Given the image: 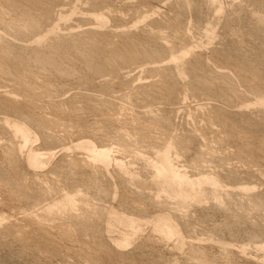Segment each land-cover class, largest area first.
<instances>
[{
  "label": "rangeland",
  "instance_id": "rangeland-1",
  "mask_svg": "<svg viewBox=\"0 0 264 264\" xmlns=\"http://www.w3.org/2000/svg\"><path fill=\"white\" fill-rule=\"evenodd\" d=\"M10 1H13V0H0V13H1L0 14V26H1L0 27V50H3V52L2 51H0V52H1V54L2 53L4 54V51H5L6 53H8V55L9 54L12 55V57H10V55H9V58L5 59V60H7L6 62H5V60L0 59V64H3L1 66L5 65L4 67L6 68V66H7V68H8V69L6 68V71H5V70H2L5 68L0 67V70H1L0 74L2 75L3 74L2 72H4V74L2 76L5 75L4 77H7L6 79H4V77H2V76H1L2 78L0 77V112H1L0 113V218H2V219H0V264H95L97 262H98L97 264H140V263L141 264H172V263L173 264H206V263L207 264H261V263L264 264V247H263L264 246V236H263L264 235V233H263L264 232V200H263L264 199V160H262V159H264L263 158L264 156H261V155H264V152H263L264 151L263 150L264 149V142H263L264 137H262V132H263V136H264V123H263V121H264V115H263L264 114V105L260 106V104H259V106H258V104L255 105V103H254V101L257 99V97L259 95L264 94V43H263L264 35H261L264 32V20H263V22L262 21L260 22V20L262 19L261 16L264 15V3H263L264 0H262V1H259V0H251V1H249V0H240V1L239 0H234V1L233 0L232 1L231 0H225L226 2L224 0H222L223 2L218 0V2L220 1V3L222 2V3H225L227 5V6H225V4L221 3V6L222 7L224 6L223 9L225 12L222 10L223 12H218V13L213 11V6H215L216 4L219 5L220 3L217 2L214 5L211 4L212 5V7H211L210 5L207 6L208 2L206 0H203V1L202 0H194V1L193 0L192 1L191 0L190 1H188V0H184V1L183 0H180V1L179 0H105V1L104 0H52L49 2V4H48L47 0L46 1L39 0L40 1L39 3H35L37 1L33 2V3L38 4V5L40 4V6L37 5V7L35 9H37L39 7L37 10H40L42 13H44L45 8H48L47 11L49 10V12H47V13L45 12L44 14H40V15L42 17H44L43 15L47 16L46 14L49 13L51 15V13H53L55 17L52 14L51 16H49L52 20L49 18V21H47L48 17H46V20L44 17V19H41V20H43L44 24L42 23L41 20H39V21H41L42 25H40L38 23L39 25H37V26H39L41 29L40 28L37 29L36 25H34L37 23H32L34 28H32L31 24H30V28H32V30H28L30 28H27V24L23 23L24 21L21 20L22 23L24 24V26H26V27L23 26V29H22V27L20 26L21 22L19 21V16L22 19L24 14L20 9H18V8H22L21 6L26 5L30 1L28 2V0H26L27 3L25 4L26 1L24 0L25 2L22 3L23 5H21L19 2L17 3L14 1V3H11L9 5L8 3ZM241 1H243V2L241 3ZM41 2H43L42 5H41ZM46 2H47V4H46ZM239 2H240V4H239ZM186 3H187V5H186ZM255 3H256V5H255ZM261 3L263 6L261 5ZM12 4H16V6H18V5L19 6L21 5V6L16 7L17 9H14L15 6L13 5V8H12V6H11ZM30 4H32V3H30ZM231 4H232V6H231ZM241 4L243 5L244 9L242 8ZM50 5H52V6H50ZM238 5H240V7ZM247 5H248V7H247ZM32 6H33L32 7L33 10L30 9L31 5H29V4L26 5V7H28L27 10L29 11V14L27 13L28 12L27 11L26 13L28 15L25 13L26 15H24V16L27 17V20H30L31 18L37 19L38 15H39L37 13H39L40 11L39 12L37 11V13H34V11H36L34 9V4ZM44 6H46V7H44ZM176 6H178V7H176ZM228 6L231 7L230 10H229ZM1 8H2V10H1ZM193 8H195L194 11H193ZM204 8L205 9L207 8V10H205ZM235 8H238L237 12H236ZM31 10L33 11L32 14L30 13ZM7 11H9V12L7 13ZM177 11H179L178 13H181L180 14L181 17L177 13ZM207 11H209V12H207ZM211 11H213V13ZM2 12H4V13H2ZM15 12L17 14H15ZM195 12H198L197 13L198 15ZM201 12H202V14H201ZM99 13L101 14V16H104L106 18L104 22H101V20L99 21V19L97 18V16L100 15ZM240 13H241V15H239ZM259 13L262 15H259ZM33 14H35L34 17H33ZM107 14H108V16H107ZM203 14L205 16H203ZM215 14L217 15V18H216ZM247 14H249V15L251 14L253 16L252 20H250L252 16L250 15L251 17H249V15H247ZM29 15H31V17ZM36 15H37V17H36ZM200 15H201V17H200ZM233 15H235V16H233ZM14 16L15 17L18 16V18H17L18 20L15 21L14 18H10V17H14ZM41 16L39 18H42ZM207 16H209V17H207ZM212 16H213V18H212ZM219 17L223 22L219 19ZM222 17H224V18H222ZM243 17H244V19H243ZM257 17L261 18V19L259 20ZM7 18H10L11 20L13 19L14 21H11L10 19H7ZM255 18L258 20L254 21ZM160 19H161V21H160ZM213 19H215V20H213ZM233 19H234V21H233ZM246 19H247V22H246ZM263 19H264V16H263ZM23 20H24V18H23ZM25 20H26V18H25ZM91 20H93V21H91ZM144 20H145V22H144ZM235 20H237V21H235ZM30 21H32V19ZM50 21H52V22H50ZM96 21H97V23H95ZM207 21L210 25L211 24L213 25V26L211 25L212 28L217 26L216 28H214L212 30V32H213L212 36L210 35V33H207V31L209 32V30L211 32V29H212L209 27L210 25L208 23H206ZM212 21L214 22V24ZM224 21H225V23H224ZM249 21H252V22H249ZM7 22H9V23L14 22L13 25H17L18 22H20L19 23L20 25L18 24L17 27L11 25V26H13V27H11L10 24H8ZM105 22H107V23H105ZM220 22H221V24H220ZM235 22H238V23H235ZM258 22L260 24H258ZM5 23H7V24H5ZM261 23H263V24H261ZM49 24H51L53 27L57 28L56 31H55V29H54V31H52L50 29V27L52 28V26ZM104 24L106 25V27H104L105 26ZM161 24H162V26H161ZM207 24H208V26L205 27ZM7 25H9L10 27H8ZM196 25H198V26H196ZM227 25L229 27H227ZM238 25H239V27H238ZM245 25H248L251 27L247 26L248 27V29H247V27H245ZM92 26L95 28H92ZM167 26H169V27L167 28ZM172 26H173V28H172ZM174 26H175V28H174ZM240 26H241V28H240ZM255 26H258V27H255ZM5 27L6 28L8 27V28L6 29ZM20 27H21V29H20L21 31L23 30V32L26 33V30H27L30 32L25 34L21 31H19ZM202 27L203 28L205 27V28L203 29ZM235 27H236V29H235ZM10 28L16 29V30H14L15 31L14 34L12 31L13 29L11 30ZM199 28H200V30H199ZM208 28H209V30H208ZM244 28L247 30H244ZM257 28H259V29L262 28L263 29V30L261 29L262 32L258 31L259 29H257ZM8 29H10V30H8ZM33 29H34V31H33ZM49 29L51 30L52 34H50V33L46 34V31L49 32ZM215 29H217V30H215ZM17 30L19 33H17ZM10 31H12V32H10ZM40 31H42L41 34H40ZM86 31H89L90 33H92V35L88 32L86 33ZM120 31H122L123 34ZM253 31L254 32L256 31V32L254 33ZM212 32H211V34H212ZM21 33H22V36H21ZM55 33H56V35H55ZM166 33H167V35H166ZM174 33H175L176 38L174 35H172ZM178 33H179V35H178ZM214 33L215 34L217 33L216 34L217 36ZM256 33H258V34L256 35ZM1 34L2 35L4 34L3 38L5 37L4 38L5 42L2 40ZM38 34H40V35H38ZM87 34H88V39L91 38L90 39L91 42L88 41ZM125 34L126 35L129 34L130 36L129 35H127V36H128V38L129 37H131V38L128 39ZM184 34H186L185 35L186 37L184 36ZM47 35L48 36L50 35L51 37L50 36L48 37ZM54 35L58 39L54 38L55 37ZM76 35L79 38H77ZM99 35H100V37H99ZM102 35H104V36H102ZM251 35H253V36H251ZM38 36H42V37L45 36V37L43 38V41L36 42L35 40H37L36 38ZM254 36H256V37H254ZM72 37H73V39H71ZM103 37H104V39H106V41L104 40L105 42L102 40ZM213 37L214 38L216 37L215 40ZM81 38L84 40L87 39L86 43ZM140 38H141V40L144 38L143 39L144 41L143 40L141 41L143 43H141L139 41ZM210 38H211V40H210ZM127 39H128V42L130 40H133V41H130V42H132V44L126 43ZM44 40L46 41V43ZM50 40H53V41H50ZM59 40L61 42L63 40L66 41L65 42L66 44L63 43L64 41L61 43ZM75 40H77L78 42ZM177 40H178V42H177ZM184 40H185V42H184ZM33 41L35 43H33ZM73 41H75V42H73ZM93 41L94 42L96 41L97 43L96 42H95L96 44L93 43L95 45L89 44V43L87 44V42L92 43ZM98 41H100V43H98ZM2 42H3L5 47L3 46V44H1ZM8 42L9 43L11 42V43L8 44ZM30 42H32L33 45ZM52 42H54V43H52ZM124 42L126 43V45ZM137 42H138V45L141 44V46L140 45L135 46L136 45L135 43H137ZM163 42H164V44H163ZM165 42H166V44H165ZM167 42H168V44H167ZM47 43H49V44H47ZM123 43H124V45H123ZM133 43L135 45H133ZM144 43L148 47H146V45ZM61 44H64V45L62 46ZM85 44H87L88 49L86 47H84V46H86ZM98 44H99V46H97ZM100 44L105 45V46L103 45L104 51L107 50L106 52L103 51V54L108 52L109 55L105 54V56H104L103 54H101L102 53V51H101L102 47H101V49H99V48L102 45H100ZM130 44H131V46H128ZM173 44H175V45H173ZM10 45H12V47H14L15 45L16 46L14 48H11ZM25 45H27V46L29 45V46L27 47ZM38 46H39V48H38ZM42 46H43V48H42ZM44 46H46V47H44ZM50 46L53 48H50ZM55 46L57 48L59 46H62L63 48L59 47V49H58L59 51H58L55 49L56 48ZM64 46H66V47L69 46L68 48H70V49H68V48L66 49V47H64ZM74 46L77 48L79 47L80 50H78ZM123 46L124 47L126 46L125 47L126 51L127 50L131 51V52L129 51L127 53L125 52L126 56H124V52L122 53V51H124V49L121 47H123ZM1 47H3V49H1ZM24 47H26V48H24ZM96 47L98 48V50ZM127 47H131V48L129 49ZM134 47H136V48L138 47L139 49H141V52H142L141 55L143 56L142 58L140 56V59H139V56H137L140 54V51H138L139 54L136 50H135V52H137V53H133L134 49H136ZM143 47H145L148 51ZM163 47L164 48L167 47L168 51L169 50L170 51L167 52L165 50L166 48L164 49ZM183 47H185V48H183ZM235 47H237V48H235ZM15 48H16V50H12ZM37 48L40 49V51H36V50H38ZM83 48L87 49V50H84V52H83ZM9 49H10V51H8ZM62 49H66L67 51H69V50L70 51L67 52L66 50L65 51L63 50L65 52L64 53V52H61ZM131 49H133V51ZM139 49H137V50H139ZM55 50L58 51L59 53L61 52L60 53L61 55L58 54V52H55ZM88 50L91 52L96 51V50L97 51L100 50L101 52H99V54H96L98 52H94V53L92 52V55L96 54L99 57V58H96L98 60L95 61L94 55H93L94 59H93V57H90L91 54L88 55V57L90 58L89 59L87 57V52H89ZM114 50H115L114 54H118V53L120 54V55L118 54L120 56L118 58L119 59L121 58V61H122V57H123L122 62H120V60H119L120 63L117 62L118 65L115 62V60L116 59L118 60V58L116 57V59H115V57L114 58L111 57L114 55V54H111V52H113ZM116 50H118L119 52H117ZM157 50H158V52H157ZM164 50L167 52L166 55L163 54L165 52ZM171 50H173V51H171ZM181 50H183V51H181ZM185 50H186L187 54H188V52H190L188 54L189 56H187V59L184 57L182 60H180V62H182V64L179 62L182 67H183V65H185L183 67L184 73L182 72V70H183L182 67H180L181 72L179 71L178 67H175L176 65L180 66L178 63L176 65H174V67L178 69L177 73H176V70L173 68V65H172L173 63L171 64V62H174V61L170 62L171 59L169 58V56L171 54H169V53L171 52L172 55H174L177 52L178 53L180 51L184 52ZM189 50H191V51H189ZM221 50H223L224 52L222 51V53H221ZM143 51H144V53H143ZM37 52H39L40 54ZM48 52H49V55L52 53H54V54L57 53L58 55L55 54L56 56L54 57L52 55V57H54L58 61H61L62 63L60 62L57 64L58 61L54 62V61H56L55 59L54 60L52 59L50 61V59H51L50 58V59H48L50 61V63L52 61L54 63H51L52 65L50 63H48V65H51L49 67L47 66V63H46V65H44L45 61L47 62L46 57L49 56L47 54ZM91 52H89V53H91ZM155 52H156V54H154ZM41 53H43V54H41ZM63 53L65 54V56ZM68 53H70L69 55L71 58L67 57ZM130 53H133V54H130ZM229 53L231 54V56L229 55ZM243 53H244V55H246L245 57H244ZM260 53H262V54L260 55ZM46 54H47V56H45V61L41 60V59H44V56L42 58V55H46ZM110 54H111V56H110ZM121 54L123 56H121ZM158 54H160V55H158ZM181 54H179V55H181ZM4 55L8 56L7 54H4ZM28 55H29V57L31 55V57H30L31 62L29 61L28 57H26ZM33 55L39 56V57H35L36 59H34ZM118 55H114V56H118ZM133 55H134V58L136 60L133 58ZM146 55H148L149 58H147L148 56H146ZM78 56H80V57L83 56V58H84L83 60H86V61H82L81 59H78V58H80ZM103 56H104V58H103ZM107 56L111 57L110 59H113V60L110 61V59ZM129 56L130 57L132 56V57L125 61L124 57L128 58ZM135 56H137V58ZM144 56H146L145 57L146 59L144 58ZM184 56H186V55H184ZM216 56H218V57H216ZM2 57H4V56H1V58ZM49 57H51V56H49ZM100 57L103 59H101ZM224 57H225V59H223ZM227 57H229V58H227ZM235 57L236 58L239 57V58L235 59ZM241 57H242V59H240ZM246 57H247V60H245ZM11 58H12V60H11ZM66 58H68V59H66ZM166 58L170 59V60L168 61ZM250 58H252V59H250ZM17 59H18V61H17ZM38 59L40 61V62L37 61L39 63V65H40V63H43L42 65L46 66L45 68H47V69L50 68V69L47 71V69H45L44 66L40 65V67H39L40 69L37 70V67L39 65L34 64V63H37V62H35V60H38ZM69 59H72V60L69 61ZM99 59H101V60H99ZM104 59H108V60L105 61ZM130 59H131V62L129 61ZM137 59H139V60H137ZM156 59H157V61H156ZM184 59H185V61L187 60L186 63L184 62ZM195 59L197 61L198 60L201 61V62H198L200 65L197 63V61ZM91 60L92 61L94 60L93 61L94 64L97 61L99 62L98 64L108 62L109 64L105 63L108 65V66L106 65L108 69H106V67L104 66V68L106 70L104 69L103 71H101L102 66H99L97 63L95 66H93V68H91L92 66H89V65L93 64L91 62ZM132 60H135V61H132ZM161 60H163V61H161ZM16 61H17V63L18 62L23 63V67H22V64L20 66L19 63L18 64L17 63L12 64V62H16ZM127 61H129V62H127ZM195 61H196V64L199 65V66L197 65L198 67L195 64ZM216 61H218V62H216ZM237 61L238 62L241 61V62L238 63ZM248 61H251V62H248ZM112 62H115L116 66ZM232 62H234V63H232ZM32 63L34 64V67H33ZM164 63H166L167 65L170 64L172 66H169V65L167 66ZM244 63H245V65H244ZM256 63H258V66ZM10 64H11V66H9ZM105 64H102V65H105ZM110 64H111V66H110ZM156 64H158L160 66V68ZM206 64H207V66H206ZM35 65H37V66L35 67ZM152 65L157 66L160 70L157 67H155V70H153L154 67H152ZM187 65H188V67H187ZM250 65H252V66L250 67ZM255 65L257 67L261 66L259 68V70H261V68H262V70L259 71ZM65 66H66V68H65ZM87 66H89V67L86 69ZM161 66H163V67L165 66L167 68H165V67L163 68ZM201 66L203 67L204 70L201 69ZM10 67L12 70L9 69ZM41 67H43V68L41 69ZM170 67H172V68L170 69ZM207 67H208V69H207ZM24 68L26 69V71ZM52 68H58V69L53 70ZM59 68H61V70L63 68V70H65V71L62 70L63 73H59L58 72V71H60ZM68 68H69L70 75H69L68 70H67ZM70 68L73 69L72 72L77 71V73L74 72L76 75L74 73L73 74L71 73ZM95 68H97L98 71H96L97 69H95ZM150 68H151V70H150ZM156 68L158 70H156ZM161 68H163V69H161ZM215 68H216V70H215ZM84 69L86 70V74H88V75L85 74ZM89 69L90 70L95 69V71H94L95 73L94 72L92 73L93 70L90 71ZM99 69H100V71H99ZM253 69H257V70H253ZM45 70H46V72H43ZM56 70H57V72H56ZM87 70H88V72H87ZM161 70H163V71L165 70L167 72H165V71L162 72ZM197 70H199V71H197ZM10 71H11V73H10ZM64 72H65V75H64ZM178 72H180L181 76H179L180 74ZM220 72L221 73L224 72V73L221 74ZM227 72H229V73H227ZM247 72H248V74H247ZM67 73H68V75H66ZM106 73H107V75H106ZM162 73L164 74V77L162 76L163 75ZM207 73H208V75H210V77H212V78L214 77V78L213 79L210 78L207 75ZM212 73H214L215 75H213ZM218 73H220L222 76ZM258 73H259V76H258ZM39 74H40V76H39ZM166 74L167 75L169 74L170 77H168ZM176 74H177V76H176ZM16 75H18V77ZM184 75H185V77H184ZM211 75H213V76H211ZM216 75H218V76H216ZM226 75H228V76H226ZM8 76H9V78H8ZM171 76H173V78L174 77L175 78L174 79L172 78L173 80H171ZM202 76H204L205 79ZM207 76H208V78H206ZM215 76L219 80H216ZM14 77H16V78L20 77L21 79L19 81L18 79L16 80ZM45 78L46 79L48 78V79L46 80ZM163 78H165L166 80L168 78V79H170V81H167V84H166V80L165 79L163 80ZM179 79H183V80H179ZM246 79H248V80H246ZM5 80H6V82H5ZM206 80H208V81L213 80L214 82L212 81L210 83L211 84L213 83L214 85L212 84L211 87L212 86H214V87H212V88L209 87L210 83H208V81H206ZM202 81H203V83H202ZM221 81H223V82H221ZM204 82L207 83L206 84V85H208L207 87H206ZM165 84H166V86H165ZM202 84H204L205 87H203ZM168 86H170V87H168ZM201 86H202V88H201ZM165 87H166V91L168 90L166 92L167 94H168V92L170 94V92L172 90L171 94L173 93L175 96L177 95L176 97L178 99L175 96H172L173 94L171 95V97L167 96V94L165 95V90H164ZM172 87L173 88L176 87V89L178 88L179 90L178 89L177 90L179 92L177 90L175 91V89H173ZM204 88L205 89L208 88L210 90L207 91ZM23 89L26 91V93L30 92L29 93L30 95L29 94L26 95L25 92L23 93ZM33 90H34V92H33ZM212 90H214V91H212ZM19 92H21V93H19ZM177 92H178V94H177ZM218 92L221 94V96ZM259 92H261V93H259ZM1 93H2V95H1ZM15 93H16V95H15ZM34 93H35V96H34ZM216 93H218L219 95ZM257 93H258V95H257ZM7 94H9V95H7ZM214 94H215V96H214ZM224 94H226V95L224 96ZM28 96H30V97H28ZM5 99H7L6 101H8V102H6ZM9 99H10V101H9ZM15 99H17V101ZM249 100H250V102H249ZM59 101H60V103H59ZM246 101L248 103H252V102L253 103L250 104L251 105L250 106ZM242 102H245V103L243 104ZM247 105H249L251 108ZM24 106L27 108L25 109ZM90 106H92L93 108H91ZM262 106H263V108H261L262 110L259 111V108ZM248 107H249V109H248ZM254 107H255V109H254ZM18 108H22V109H18ZM31 108H33V109H31ZM95 108H96V110H95ZM27 109L29 112L27 111ZM105 109H106V111H105ZM243 111H245V112H243ZM7 115L8 116L10 115L9 118ZM106 115H108V116H106ZM3 116L7 117L9 119V121L11 122V124H10V122H8V119L3 117ZM23 116H27V117L25 118ZM213 116L215 117L216 120L214 118H212ZM247 116H248V118H247ZM21 117H23V118L21 119ZM162 117H163V119H162ZM64 119H65V121H64ZM231 119H232V121H231ZM60 120H61V122H60ZM159 120H160V122H158ZM18 121H21L20 124H22L23 121H24L23 124H26L27 122H29L31 124V125L29 123L26 124V126L28 125L27 127L30 128V136L31 137L29 136L30 137L29 139H28V136L26 137V135H22L21 133L19 134V132L16 131V127H15L14 123H19ZM40 121H42V123ZM251 121H253V122H251ZM35 123H36V125H35ZM49 124H52V125H49ZM226 124H228V125H226ZM107 125H109V126L107 127ZM235 125H237V126H235ZM12 126H13L14 130L12 129ZM45 126H48V129ZM94 126H96V127H94ZM234 126L236 128H234V130H233V128H231V127H234ZM40 128H41V130H40ZM130 128H131V130H130ZM137 128H138L139 132L137 131ZM43 129H44V131H42ZM107 129H108V131H107ZM125 129H126V131H125ZM134 129H136V130H134ZM251 129H252V131H251ZM116 131H118V132H116ZM164 131L166 132L165 133L166 135L163 133ZM238 131H240V132H238ZM32 132L35 134H32ZM227 132H228V134H227ZM12 133H13V138L11 139L10 137H12ZM119 133H120V135H122V133H125V134H123L121 137L119 136L120 137L119 138L118 137ZM49 134H51L53 136H51V135L48 136ZM83 134L85 136H83ZM235 134L239 135V136H236ZM27 135H29V134H27ZM243 135H244V138H243ZM107 136H108V138H107ZM123 136H124V138H123ZM141 136L143 137V139L146 137V139H144L146 142L143 141V139L140 140ZM155 136H156L158 142L155 141L156 140ZM24 137H25L26 141H25ZM51 137H52V139H51ZM83 137L85 138V140H87V138H88V140H90L92 138L94 141H96V144H98V146L99 145L103 146V144H104L105 147L107 146L106 148H109V149L111 146L112 152H110V154H111L110 157L112 160L111 159L110 160H111V162L112 161L113 162L112 163L111 162L106 163V164L103 162L105 164L103 166V164L99 162L100 161L99 159H98L99 161H97L96 159H91L92 157L89 155V152L86 149H84L83 147L80 148L77 144L78 141L80 143V139H83ZM236 137L237 138L240 137V138L237 139ZM246 137H247V139L249 138L248 141H247V139H245ZM188 138H189V140H188ZM261 138H263V139H261ZM163 139H164V141H163ZM229 139H230V141H229ZM22 140L24 143L22 142ZM53 140H54V142H53ZM85 140H81V141H85ZM124 140H126V141L123 142ZM138 140L140 143L138 142ZM237 140L239 142H237ZM241 140L243 142H241ZM150 141H151V143H150ZM159 142H160V144H159ZM167 142H168V144H167ZM242 143H244V144L242 145ZM246 143H247V145H248V143H250L249 144L250 146H247ZM257 143H260L261 145L259 146V144L257 145ZM14 144L16 145V147ZM22 144H24V146ZM32 144H33V146H32ZM75 144H77V145L75 146ZM127 144H130V145H127ZM253 144L257 145V146L256 145L254 146L255 149L257 147V150H254ZM168 145H170V153L172 152L170 154L172 164L179 171L183 172L184 174H187L188 176L193 175L192 177H195V176H198L201 174L208 175L207 173H209V175L211 174L213 176L218 177V183L217 184H209V185L205 184L202 187V188H204L202 190L204 192L203 193L204 201H202L203 203L201 201L198 202L197 200H193L191 198H186V197L181 198L180 196H173L166 189V187L164 188L165 183H164L163 179L158 177L156 174V169L152 168V166H153L152 163L154 162V161L152 162V160H155L157 158L159 150L167 147ZM180 145H182V146H180ZM11 146H12V149H11ZM53 146L55 147L54 149H53ZM175 146L176 147L178 146L177 149ZM238 146H241L242 150L243 149H246V150H243L244 151L243 152V151H241L240 147H238ZM261 146L263 147V149H260ZM13 147H14V149H16L17 152L15 150H13ZM24 147H25V149H24ZM35 147L38 150V152H40L43 149H44L43 152H45L47 150L48 152L52 153L51 155L53 157L51 156V160H49V162L47 164L42 166L43 169L42 168L39 169V167H37V169H33L35 167L31 166V168L33 170H30L31 168H30L29 164L27 163V158H25V157H27L26 155H28V154H26L29 152L28 150H30L31 148L33 150H35ZM49 147H50L51 151L49 150ZM127 147H128V149H127ZM196 147H197V149H196ZM248 147H252L253 153H252V149H248ZM189 149H190V151H189ZM258 149H260L259 152H258ZM261 150H262L263 154H262ZM178 151H180V152H178ZM246 151H250L251 153L247 152L248 154H246L245 153ZM256 151L260 156L257 154L255 156ZM14 152L16 154H14ZM186 152H188V153H186ZM239 152L240 153L243 152L244 154L241 153V155H240ZM8 153H10V154H8ZM249 154H250V156H248ZM82 155H84V156H82ZM242 155L247 156L248 158L246 157L245 159H243L244 157ZM4 156H5V158H4ZM155 156H156V158H153ZM227 156H229V157H227ZM14 157H16V159ZM9 158H10V160H9ZM76 158H78V159H76ZM86 158L89 161H86ZM17 159H18V161H17ZM25 159H26V161H25ZM196 159H198V160H196ZM258 159H260V161ZM13 160H15V161H13ZM84 160L86 161V163L84 162ZM50 161H51V163H50ZM57 161H59V162H57ZM95 161L97 162V164ZM200 162H201V164H200ZM12 163H13V165H12ZM118 163H120V165ZM147 163L149 164V166ZM67 164H69L70 166H68ZM86 164H88V165H86ZM107 164H110V165L112 164V165L110 166ZM259 164H261V165H259ZM106 165L109 167H107ZM150 165H151V167H150ZM81 166H82V168H81ZM198 166L199 167L201 166V168H199ZM15 167L18 169H16ZM11 169H12V171H11ZM7 170H8V172H7ZM219 172H220V174H219ZM14 173H15V175H14ZM155 174H156V176L154 177ZM18 175H20V176H18ZM89 175L91 178L88 177ZM129 177L131 178L132 181H130ZM66 178H69V180ZM223 178L225 179V181H223L224 180ZM90 179H91V181H90ZM236 179H237V181H236ZM87 180H89V181H87ZM152 180H154V181H152ZM157 180H158V182H157ZM91 182L93 185L91 184ZM99 182H101L103 185ZM125 182H126V184H125ZM139 182H141V183H139ZM145 182H147V183H145ZM147 185H149V186H147ZM151 186H152V188H151ZM206 186H208V187H206ZM35 187H36V189H35ZM79 187H81V188H79ZM70 188H72V189H70ZM102 188H104V189H102ZM76 190H78V191H76ZM114 190H116V191H114ZM105 191H108L109 195H106ZM69 192H70V194L75 193L73 195L76 196V197L75 196L74 197L76 198L77 201L73 206H71V207L70 206H68V207L64 206L65 207L64 208L62 205L61 206L59 205V202H61V200L63 199V197H64L63 195H66ZM252 192H253V194H252ZM62 193H64V194H62ZM217 194H218V196H217ZM246 194H249V195H246ZM258 194L259 195L262 194V195L258 196ZM163 195H164V197H163ZM256 196L258 198H256ZM259 198H261L262 203H260L258 201ZM78 199L80 202L81 201L82 202L80 203L78 201ZM51 201L54 203H52ZM122 201H123V203H122ZM245 201H246V203H245ZM56 202L58 204L57 207H55V205L53 206V204H55ZM155 202H156V204H155ZM51 203L53 206V207L52 206L51 207L53 209L50 207ZM256 203H258L257 204L258 206L256 205ZM213 204H214V206H213ZM246 204H248V205H246ZM40 205H41V207H40ZM47 205H48V207H47ZM125 205H126V207H125ZM194 205L197 207H195ZM253 205H254L255 209H253L254 208ZM169 206H171V207H169ZM259 206H260V208H259ZM45 207H46V209H48V208H51V209L46 210ZM54 207L57 209H55ZM63 208H64V210H63ZM113 208L114 209L117 208L116 210H118V211L120 210V212L123 211V214H125L127 216L128 215L132 216L134 214L132 217L138 218L139 220H141V219L143 220L145 218L144 219L145 221L141 220L138 223V225L134 231L135 233H133V235L130 236L131 238L127 239V241L120 240V238L122 237V232H123L122 225H120L121 228H119L120 227L119 224L113 225V228L111 227V229L109 231V232H111L110 235L106 229V220H107L106 217L108 216L107 214H108L109 210L113 209ZM241 208L243 209V211ZM40 210H42V211H40ZM104 210H107V213ZM206 210H208V211L206 212ZM161 211H162V213L173 214L172 215L173 221L175 223H178L179 227H181L180 229H182L181 231L184 232V233H182L183 238L186 239V240L183 239L185 241V242H183L184 244H182V245L178 244L176 235H175L176 236L175 237L174 234L166 235L162 232L160 233L156 229V227H154L155 225L151 221L153 218L152 216L156 215L158 212L160 213ZM70 212H72V213H70ZM102 212H104V213H102ZM255 213H258V214H255ZM71 214H73V215H71ZM205 214H206V216H205ZM105 215H107V216H105ZM4 216H5V218H4ZM19 216H21V217H19ZM240 216H242V217H240ZM85 218H86V220H89V222L86 221ZM100 218H102V219H100ZM43 219H44V221H43ZM215 219H217V220H215ZM252 219H253V221H252ZM1 220H2V223H1ZM84 221H85V223H84ZM78 222H80V223H78ZM233 222H234V224H233ZM81 223H83V224L81 225ZM246 223H247V225H246ZM100 225H101V227H100ZM41 226L43 227V229ZM117 226H118V229H117ZM258 226L260 227L259 229H258ZM255 227L257 230L255 229ZM75 228H76V230H75ZM25 229H28V230L26 231ZM185 229H188V230H185ZM20 230H22V232ZM100 230H101V232H99ZM112 230H113L114 234H113ZM214 230H216V231H214ZM28 231H29V233H28ZM11 232H12V235H11ZM5 233H6V235H5ZM238 233L239 234L241 233V234L239 235ZM249 233H252V237H255L258 235V236H260V238H257L258 240L255 238V241H254V238L250 237ZM260 233L261 234L263 233V235H260ZM160 234L161 235L164 234V235L160 236ZM253 234H254V236H253ZM30 235L32 238H29ZM245 235H246V237H245ZM20 236L23 238H21ZM34 236H36V237H34ZM37 236H39V237H37ZM208 237H209V239H208ZM219 237H221L222 240ZM113 238H114V240H113ZM25 239H27V240H25ZM36 239H38V240H36ZM69 239H70V241H69ZM160 239H161V241H160ZM105 240H106V242H105ZM244 240H246L247 242H245ZM259 240H262V241L259 242ZM75 241L78 243H76ZM221 241H222V243L225 242V244L227 246L225 244H222L223 245L222 246L220 244ZM227 241H229V242H227ZM128 242H130V243H128ZM215 242H218V244L221 246L216 245ZM250 242H252V244H250ZM110 243L112 245H110ZM257 243H259V245ZM118 244L121 247L120 246L118 247ZM112 246H116V247L113 248ZM190 246H192V247H190ZM185 247H186V249H185ZM262 247H263V249H262ZM110 248L112 251L110 250ZM231 248L233 249V251ZM120 249H121V251H120ZM191 252H192V254H191ZM116 253H118V254H116ZM133 254H135V255L133 256ZM142 254H143V256H142ZM95 257H97V258H95ZM103 257H105V258L103 259ZM131 257H133V258H131ZM122 259L125 263L122 261ZM135 260H137V261H135Z\"/></svg>",
  "mask_w": 264,
  "mask_h": 264
},
{
  "label": "bare ground",
  "instance_id": "bare-ground-1",
  "mask_svg": "<svg viewBox=\"0 0 264 264\" xmlns=\"http://www.w3.org/2000/svg\"><path fill=\"white\" fill-rule=\"evenodd\" d=\"M14 1L17 2V3L19 2L21 5H23L22 3L25 2L26 0H25V1H24V0H13V1H10L8 4L10 5L11 3H14ZM29 1H30V2H29ZM35 1H37V2H35ZM41 1H43V0H41ZM44 1H46V0H44ZM50 1H52V0H47L48 4H49ZM104 1H105V0H104ZM179 1H180V0H179ZM183 1H184V0H183ZM188 1H190V0H188ZM191 1H192V0H191ZM193 1H194V0H193ZM202 1H203V0H202ZM206 1L208 2V5H207V6L210 5L211 7H212L211 4L214 5V4H216V3L218 2V0H206ZM220 1H222V0H220ZM220 1H219L218 3H220ZM224 1H225V0H224ZM231 1H232V0H231ZM231 1H230V2H231ZM233 1H234V0H233ZM239 1H240V0H239ZM249 1H251V0H249ZM259 1H262V0H259ZM28 2H29V3H27V1H26L25 4L27 3L26 5H28V4L31 5V8H30V9L33 10V8H32L33 6H32V5L34 4V9H35V8L37 7V5H38V4H35V3H39L40 1H39V0H34V1H33V0H32V1H31V0H28ZM33 2H35V3H33ZM47 2H46V4H47ZM147 2H148V1H147ZM147 2H146V3H147ZM173 2H174V1H173ZM173 2H172V3H173ZM222 2H223V1H222ZM222 2H221V3H222ZM225 2H226V1H225ZM237 2H238V1H237ZM242 2H243V1H241V3H242ZM30 3H32V4H30ZM42 3H43V2H41V5H42ZM191 3H192V2H191ZM193 3H194V2H193ZM196 3H197V2H196ZM199 3H200V2H199ZM203 3H204V2H203ZM203 3H202V4H203ZM209 3H210V4H209ZM221 3H220L219 5L216 4L215 6H213V11H215L216 13H218V12H223V11H224V9H223L224 6L222 7V6H221ZM233 3H234V2H233ZM263 3H264V2H263ZM2 4H3V3H2ZM46 4H45V5H46ZM147 4H148V3H147ZM175 4H176V3H175ZM178 4H179V3H178ZM178 4H177V5H178ZM222 4H225V3H222ZM237 4H238V3H237ZM239 4H240V2H239ZM247 4H248V3H247ZM6 5H7V4H6ZM13 5L15 6L14 9H17L16 7H20V6H21V5H20V6H19V5L16 6V4H12V5H11L12 8H13ZM26 5L21 6L22 8H18V9H20V10L23 12L24 15H26L27 13L29 14V11L27 10L28 7H26ZM58 5H59V4H58ZM184 5H185V4H184ZM186 5H187V3H186ZM193 5H194V4H193ZM200 5H201V4H200ZM234 5H235V4H234ZM251 5H252V4H251ZM253 5H254V4H253ZM255 5H256V3H255ZM261 5H262V3H261ZM38 6H40V4H39ZM50 6H52V5H50ZM201 6H202V5H201ZM204 6H205V5H204ZM225 6H227V5L225 4ZM231 6H232V4H231ZM238 6L240 7V5H238ZM241 6H242V8H243V5H242V4H241ZM262 6H263V5H262ZM44 7H46V6H44ZM44 7H43V8H44ZM48 7H49V6H48ZM176 7H178V6H176ZM189 7H190V6H189ZM193 7H194V6H193ZM195 7H196V6H195ZM228 7H229V6H228ZM234 7H235V6H234ZM234 7H233V8H234ZM247 7H248V5H247ZM250 7H251V6H250ZM253 7H254V6H253ZM38 8H39V7H38ZM38 8H37V9H38ZM52 8H53V7H52ZM230 8H231V7H229V10H230ZM260 8H261V7H260ZM5 9H6V8H5ZM9 9H10V8H9ZM37 9H35L36 11H34V13H37V11H38V12L40 11V10H37ZM41 9H42V8H41ZM47 9H48V8H45L46 11L43 9V10H44V13H45V12H46V13L49 12V10L47 11ZM178 9H179V8H178ZM191 9H192V8H191ZM194 9H195V8H193V11H194ZM204 9H205V8H204ZM211 9H212V8H211ZM235 9H236V12H237V9H238V8H235ZM243 9H244V8H243ZM246 9H247V8H246ZM258 9H259V8H258ZM258 9H257V10H258ZM261 9H262V8H261ZM1 10H2V8H1ZM32 10L30 11L31 14L33 13ZM159 10H160V9H159ZM186 10H187V9H186ZM189 10H190V9H189ZM198 10H199V9H198ZM205 10H207V8H206ZM222 10H223V11H222ZM233 10H234V9H233ZM247 10H248V9H247ZM5 11H6V10H5ZM12 11H13V10H12ZM27 11H28V12H27ZM180 11H181V10H180ZM182 11H183V10H182ZM187 11H188V10H187ZM200 11H201V10H200ZM200 11H199V12H200ZM213 11H211V12L213 13ZM238 11H239V10H238ZM253 11H254V10H253ZM8 12H9V11H7V13H8ZM26 12H27V13H26ZM62 12H63V11H62ZM178 12H179V11H177V13H178ZM190 12H191V11H190ZM207 12H209V11H207ZM211 12H210V13H211ZM224 12H225V11H224ZM251 12H252V11H251ZM256 12H257V11H256ZM256 12H255V13H256ZM2 13H4V12H2ZM5 13H6V12H5ZM25 13H26V14H25ZM44 13H42V12L40 11L39 13H37V14H39L38 17H37V15H36V17H37L38 20H37V19H34V18H31L32 21H30L31 19H30V20H27V17L24 16V15H23L24 20H23V18L21 19V17L19 16V21L21 22V25L19 24L20 22H18V24H19V25L22 27V29H23V26H24L23 23L27 24V28H30V24H31V27L34 28L33 25H32V23H37V24H34V25H36V27H37V29H38V28H40V27L37 26V25H39V24L42 25V24H41V21H42V23H43V20H41V19H44V17H45V20H46V17H48V18H47V21H49V18H50L49 16H51V15L53 14V13L50 12L51 15L48 13V14H46L47 16L43 15L44 17H42L40 14H44ZM185 13H186V12H185ZM195 13L197 14L198 12H195ZM238 13H239V12H238ZM238 13H237V14H238ZM244 13H245V12H244ZM244 13H243V14H244ZM0 14H1V13H0ZM15 14H17V13L15 12ZM28 14H27V15H28ZM99 14H100V13H99ZM99 14H98V15H99ZM156 14H157V13H156ZM159 14H160V13H159ZM178 14L180 15L181 13H178ZM201 14H202V12H201ZM219 14H220V13H219ZM224 14H225V13H224ZM227 14H228V13H227ZM229 14H230V13H229ZM232 14H233V13H232ZM232 14H231V15H232ZM8 15H9V14H8ZM21 15H22V14H21ZM34 15H35V14H33V17H34ZM94 15H95V14H94ZM94 15H93V16H94ZM197 15H198V14H197ZM213 15H214V14H213ZM215 15H216V14H215ZM239 15H241V13H240ZM239 15H238V16H239ZM247 15H249V14H247ZM250 15H251V14H250ZM250 15H249V17L252 16V15H251V16H250ZM259 15H262V14L259 13ZM2 16H3V15H2ZM5 16H6V15H5ZM5 16H4V17H5ZM29 16L31 17V15H29ZM40 16H41L42 18H39ZM53 16H54V14H53ZM53 16H52V17H53ZM96 16H97V15H96ZM96 16H95V17H96ZM107 16H108V14H107ZM107 16H106V17H107ZM203 16H205V15L203 14ZM224 16H225V15H224ZM233 16H235V15H233ZM242 16H243V15H242ZM263 16H264V15H263ZM263 16H261L262 19L257 17L259 20L261 19L260 22H261V21L263 22V20H264V19H263ZM54 17H55V16H54ZM178 17H179V16H178ZM180 17H181V15H180ZM200 17H201V15H200ZM207 17H209V16H207ZM220 17H221V16H220ZM220 17H219V19H220ZM10 18H14L15 21L18 20V19H17L18 16H16V17L14 16V17H10ZM10 18H7V19H10ZM25 18H26V20H25ZM91 18H92V17H91ZM97 18L99 19V21L101 20V22H104L105 19H106L104 16H101V14H100L99 16H97ZM145 18H146V17H145ZM197 18H198V17H197ZM212 18H213V16H212ZM212 18H211V19H212ZM214 18H215V17H214ZM216 18H217V15H216ZM216 18H215V19H216ZM222 18H224V17H222ZM252 18H253V16L251 17L250 20H252ZM50 19H51V18H50ZM95 19H96V18H95ZM156 19H157V18H156ZM178 19H179V18H178ZM215 19H213V20H215ZM219 19H218V20H219ZM228 19H229V18H228ZM243 19H244V17H243ZM247 19H248V18H247ZM247 19H246V22H247ZM258 19L255 18V20H254V19H253V20L256 21V20H258ZM10 20H11V19H10ZM14 20L12 19L11 21H14ZM21 20L24 21V22L22 23ZM35 20H36V21H35ZM39 20H41V21H39ZM45 20H44V21H45ZM51 20H52V19H51ZM220 20H221V19H220ZM239 20H240V19H239ZM3 21H4V20H3ZM25 21H26V22H25ZM38 21H39V22H38ZM91 21H93V20H91ZM94 21H95V20H94ZM97 21H98V20H97ZM97 21H96L95 23H97ZM157 21H158V20H157ZM160 21H161V19H160ZM179 21H180V20H179ZM216 21H217V20H216ZM221 21H222V20H221ZM226 21H227V20H226ZM233 21H234V19H233ZM235 21H237V20H235ZM50 22H52V21H50ZM144 22H145V20H144ZM152 22H153V21H152ZM177 22H178V21H177ZM197 22H198V21H197ZM197 22H196V23H197ZM199 22H200V21H199ZM212 22H213V21H212ZM217 22H218V21H217ZM222 22H223V21H222ZM249 22H252V21H249ZM2 23H3V22H2ZM7 23L10 24V26H11V25H13L14 22H13V23H9V22H7ZM7 23H5V24H7ZM15 23H16V22H15ZM38 23H39V24H38ZM95 23H94V24H95ZM105 23H107V22H105ZM178 23H179V22H178ZM180 23H181V22H180ZM206 23H208V21H207ZM224 23H225V21H224ZM235 23H238V22H235ZM243 23H244V22H243ZM18 24H17V25H18ZM22 24H23V25H22ZM43 24H44V23H43ZM98 24H99V23H98ZM102 24H103V23H102ZM151 24H152V23H151ZM204 24H205V23H204ZM208 24H209V23H208ZM208 24H207L205 27H207ZM213 24H214V22H213ZM220 24H221V22H220ZM241 24H242V23H241ZM247 24H248V23H247ZM252 24H253V23H252ZM252 24H251V25H252ZM258 24H260V23L258 22ZM261 24H263V23H261ZM17 25H13V26H16V27H17ZM49 25H51V24H49ZM96 25H97V24H96ZM104 25H105V24H104ZM152 25H153V24H152ZM156 25H157V24H156ZM163 25H164V24H163ZM165 25H166V24H165ZM181 25H182V24H181ZM199 25H200V24H199ZM209 25H210V24H209ZM211 25H212V24H211ZM211 25L209 26L210 28H212ZM236 25H237V24H236ZM243 25H244V24H243ZM7 26L10 27L9 25H7ZM13 26H11V27H13ZM28 26H29V27H28ZM47 26H48V25H47ZM51 26H52V25H51ZM55 26H56V25H55ZM102 26H103V25H102ZM136 26H137V25H136ZM150 26H151V25H150ZM161 26H162V24H161ZM182 26H183V25H182ZM196 26H198V25H196ZM212 26H213V25H212ZM215 26H216V25H215ZM247 26H248V25H245V27H247ZM252 26H253V25H252ZM0 27H1V26H0ZM8 27H7V28H8ZM21 27L19 28V31H21V30H20ZM24 27H26V26H24ZM49 27H50V26H49ZM56 27H57V26H56ZM104 27H106V25H105ZM108 27H109V26H108ZM138 27H139V26H138ZM154 27H155V26H154ZM168 27H169V26H167V28H168ZM179 27H180V26H179ZM205 27H204V28H205ZM216 27H217V26H216ZM216 27H214V28H216ZM227 27H229V26L227 25ZM233 27H234V26H233ZM238 27H239V25H238ZM248 27H251V26H248ZM248 27H247V29H248ZM253 27H254V26H253ZM255 27H258V26H255ZM5 28H6V27H5ZM7 28H6V29H7ZM27 28H26V29H27ZM32 28H30V29H28V30H32ZM42 28H43V27H42ZM52 28H53V29H52ZM52 28L50 27V29H51L52 31H54V29H55V31H56V29H57V28H55V27H53V26H52ZM92 28H95V27L92 26ZM99 28H100V27H99ZM145 28H146V27H145ZM150 28H151V27H150ZM157 28H158V27H157ZM172 28H173V26H172ZM174 28H175V26H174ZM202 28H203V27H202ZM202 28H201V29H202ZM204 28H203V29H204ZM214 28L211 29V32H212V30H213ZM240 28H241V26H240ZM240 28H239V29H240ZM10 29H11V28H10ZM10 29H8V30H10ZM12 29H13V30H12ZM12 29H11V30L13 31V34H14V32H15L14 30H16V29H14V28H12ZM26 29H25V30H26ZM40 29H41V28H40ZM50 29H49V32L46 31V34H48V33L52 34V32H51ZM181 29H182V28H181ZM235 29H236V27H235ZM247 29L244 28V30H247ZM249 29H250V28H249ZM252 29H253V28H252ZM257 29H259V28H257ZM261 29H262V28H261ZM261 29H259L258 31H261V32H262L263 29H262V30H261ZM42 30H43V29H42ZM112 30H113V29H112ZM112 30H111V31H112ZM124 30H125V29H124ZM126 30H127V29H126ZM146 30H147V29H146ZM152 30H153V29H152ZM166 30H167V29H166ZM179 30H180V29H179ZM186 30H187V29H186ZM199 30H200V28H199ZM208 30H209V28H208ZM215 30H217V29H215ZM229 30H230V29H229ZM233 30H234V29H233ZM242 30H243V29H242ZM2 31H3V30H2ZM12 31H10V32H12ZM33 31H34V29H33ZM37 31H38V30H37ZM37 31H36V32H37ZM44 31H45V30H44ZM91 31H92V30H91ZM96 31H97V30H96ZM105 31H106V30H105ZM147 31H148V30H147ZM147 31H146V32H147ZM162 31H163V30H162ZM171 31H172V30H171ZM175 31H176V30H175ZM202 31H203V30H202ZM236 31H237V30H236ZM258 31H257V32H258ZM5 32H6V31H5ZM21 32H23V30H22ZM28 32H30V31H27V30H26V33H25V32H23V33L27 34ZM41 32H42V31H40V34H41ZM87 32L90 33L89 31H86V33H87ZM114 32H115V31H114ZM120 32L122 33V31H120ZM128 32H129V31H128ZM131 32H132V31H131ZM150 32H151V31H150ZM164 32H165V31H164ZM173 32H174V31H173ZM181 32H182V31H181ZM211 32H210V30H209V32L207 31V33H210V35L212 36V35H213V32H212V34H211ZM214 32H215V31H214ZM253 32H254V31H253ZM255 32H256V31H255ZM255 32H254V33H255ZM261 32H260V33H261ZM17 33H19L18 30H17ZM38 33H39V32H38ZM121 33H120V34H121ZM152 33H153V32H152ZM152 33H151V34H152ZM205 33H206V32H205ZM207 33H206V34H207ZM246 33H247V32H246ZM4 34H5V33H4ZM4 34H3V35H4ZM29 34H30V33H29ZM40 34H38V35H40ZM42 34H43V33H42ZM53 34H54V33H53ZM71 34H72V33H71ZM75 34H76V33H75ZM90 34L92 35V33H90ZM99 34H100V33H99ZM122 34H123V33H122ZM157 34H158V33H157ZM169 34H170V33H169ZM203 34H204V33H203ZM214 34H215V33H214ZM216 34H217V33H216ZM216 34H215V35H216ZM257 34H258V33H256V35H257ZM1 35H2V34H1ZM3 35H2L1 38H2V40L4 41V38H5V37L3 38ZM10 35H11V34H10ZM36 35H37V34H36ZM55 35H56V33H55ZM55 35H54V36H55ZM77 35H78V34H77ZM77 35H76V37H77ZM125 35H126V34H125ZM127 35H129V34H127ZM127 35H126V36H127ZM159 35H160V34H159ZM166 35H167V33H166ZM172 35L175 36V33L172 34ZM178 35H179V33H178ZM185 35H186V34H184V36H185ZM245 35H246V34H245ZM261 35H264V32H263V34H261ZM5 36H6V35H5ZM7 36H8V35H7ZM18 36H19V35H18ZM21 36H22V33H21ZM47 36H48V35H47ZM49 36H50V35H49ZM49 36H48V37H49ZM59 36H60V35H59ZM68 36H69V35H68ZM89 36H90V35H89ZM102 36H104V35H102ZM126 36H125V37H126ZM129 36H130V35H129ZM131 36H132V35H131ZM136 36H137V35H136ZM164 36H165V35H164ZM204 36H205V35H204ZM216 36H217V35H216ZM251 36H253V35H251ZM44 37H45V36H44ZM44 37H42V36H38V37L36 38L37 40H35V41H36V42H41V41H43V38H44ZM50 37H51V36H50ZM63 37H64V36H63ZM76 37H75V38H76ZM90 37H91V36H90ZM99 37H100V35H99ZM133 37H134V36H133ZM185 37H186V36H185ZM206 37H207V36H206ZM254 37H256V36H254ZM54 38H56V36H55ZM54 38H53V39H54ZM61 38H62V37H61ZM66 38H67V37H66ZM77 38H79V37H77ZM127 38H128V36H127ZM129 38H131V37H129ZM129 38H128V39H129ZM164 38H165V37H164ZM167 38H168V37H167ZM175 38H176V36H175ZM178 38H179V37H178ZM182 38H183V37H182ZM208 38H209V37H208ZM213 38H214V37H213ZM215 38H216V37H215ZM215 38H214V40H215ZM9 39H10V38H9ZM21 39H22V38H21ZM49 39H50V38H49ZM56 39H58V38H56ZM69 39H70V38H69ZM71 39H73V37H72ZM81 39H82V38H81ZM87 39H88V34H87ZM87 39H86V40L82 39V40H84L85 43H86ZM90 39H91V38H89L88 41H90ZM100 39H101V38H100ZM100 39H99V40H100ZM128 39H127V42H126V43H128V44L131 43V44H132V42H130V41H133V40H130V41L128 42ZM143 39H144V38H143ZM143 39H142V40H143ZM168 39H169V38H168ZM185 39H186V38H185ZM259 39H260V38H259ZM261 39H262V38H261ZM11 40H12V39H11ZM54 40H55V39H54ZM79 40H80V39H79ZM102 40H103V41H104V40L106 41V39H104V37L102 38ZM142 40H141V38H140L139 41L141 42ZM152 40H153V39H152ZM163 40H164V39H163ZM163 40H162V41H163ZM210 40H211V38H210ZM29 41H30V40H29ZM44 41H45V40H44ZM50 41H53V40H50ZM59 41H60V40H59ZM63 41H64V40H63ZM63 41H62V42H63ZM75 41H77V40H75ZM75 41H73V42H75ZM80 41H81V40H80ZM105 41H104V42H105ZM121 41H122V40H121ZM137 41H138V40H137ZM143 41H144V40H143ZM146 41H147V40H146ZM149 41H150V40H149ZM155 41H156V40H155ZM165 41H166V40H165ZM172 41H173V40H172ZM205 41H206V40H205ZM251 41H252V40H251ZM4 42H5V41H4ZM60 42H61V41H60ZM62 42H61V43H62ZM65 42H66V41H64L63 43L66 44ZM73 42H72V43H73ZM77 42H78V41H77ZM77 42H76V43H77ZM90 42H91V41H90ZM90 42H87V44H88V43H89V44H93V43H95L96 41H95V42L93 41L92 43H90ZM135 42H136V41H135ZM173 42H174V41H173ZM177 42H178V40H177ZM184 42H185V40H184ZM209 42H210V41H209ZM224 42H225V41H224ZM241 42H242V41H241ZM241 42H240V43H241ZM6 43H7V42H6ZM10 43H11V42H10ZM10 43L8 42V44H10ZM30 43L32 44V42H30ZM33 43H35V42L33 41ZM42 43H43V42H42ZM42 43H41V44H42ZM45 43H46V41H45ZM50 43H51V42H50ZM52 43H54V42H52ZM76 43H75V44H76ZM96 43H97V42H96ZM96 43H95V44H96ZM98 43H100V41H98ZM124 43H125V42H124ZM124 43H123V45H124ZM126 43H125V45H126ZM141 43H143V42H141ZM145 43H146V42H145ZM145 43H144V44H145ZM207 43H208V42H207ZM212 43H213V42H212ZM230 43H231V42H230ZM232 43H233V42H232ZM246 43H247V42H246ZM248 43H249V42H248ZM263 43H264V41H263ZM1 44H3V42H2ZM47 44H49V43H47ZM64 44H61V45L63 46ZM77 44H78V43H77ZM87 44H85L86 46H84V47L87 48V47H88ZM95 44H93V45H95ZM131 44L128 45V46H131ZM135 44H136V45H135ZM135 44L133 43V45L137 46V45H138V42L135 43ZM149 44H150V43H149ZM153 44H154V43H153ZM156 44H157V43H156ZM163 44H164V42H163ZM165 44H166V42H165ZM167 44H168V42H167ZM210 44H211V43H210ZM21 45H22V44H21ZM32 45H33V44H32ZM38 45H39V44H38ZM55 45H56V44H55ZM73 45H74V44H73ZM100 45H102V46H100L99 49H101V47H102V49H101L102 53H101V54H103V51H104V49H103V45H104V44H100ZM133 45H132V46H133ZM139 45L141 46V44H139ZM139 45H138V46H139ZM145 45H146V44H145ZM170 45H171V44H170ZM170 45H169V46H170ZM173 45H175V44H173ZM204 45H205V44H204ZM231 45H232V44H231ZM257 45H258V44H257ZM3 46H4V44H3ZM10 46H11V48H14L16 45H15L14 47H12V45H10ZM25 46H27V45H25ZM28 46H29V45H28ZM28 46H27V47H28ZM30 46H31V45H30ZM34 46H35V45H34ZM39 46H40V45H39ZM39 46H38V48H39ZM56 46H57V45H56ZM56 46H55V47H56ZM62 46H59V47L61 48ZM76 46H77V45H76ZM90 46H91V45H90ZM97 46H99V44H98ZM104 46H105V45H104ZM199 46H200V45H199ZM4 47H5V46H4ZM44 47H46V46H44ZM55 47H54V48H55ZM59 47H58V48L56 47L55 49L58 50ZM64 47H66V46H64ZM68 47H69V46H68ZM68 47H66V49H67ZM74 47H75V46H74ZM82 47H83V46H82ZM125 47H126V46H125ZM125 47H124V46L121 47V48L124 49V51H122V53L124 52V56H126L125 52L127 53V52L130 51V50H127V51H126V48H125ZM146 47H148V46L146 45ZM186 47H187V46H186ZM196 47H197V46H196ZM202 47H203V46H202ZM249 47H250V46H249ZM24 48H26V47H24ZM31 48H32V47H31ZM38 48H37V49H38ZM42 48H43V46H42ZM48 48H49V47H48ZM48 48H47V49H48ZM50 48H53V47L50 46ZM62 48H63V47H62ZM75 48H77V47H75ZM96 48H97V47H96ZM104 48H105V47H104ZM127 48L130 49L131 47H127ZM134 48H136V47H134ZM141 48H142V47H141ZM143 48H145V47H143ZM163 48H164V47H163ZM165 48H166V49H165ZM165 48H164V49H165L167 52L170 51V50L168 51L167 47H165ZM183 48H185V47H183ZM231 48H232V47H231ZM235 48H237V47H235ZM256 48H257V47H256ZM1 49H3V47H1ZM20 49H21V48H20ZM66 49H62V51H61V50H60V51H61V52H64ZM68 49H70V48H68ZM77 49L80 50L79 47H78ZM87 49H88V48H87ZM87 49H84V48H83V52H84V50H87ZM137 49H139V48L137 47L136 49H134V51H133V49H131V50L133 51V53H137L138 51H140V54H139V52H138L139 55H137V56H139V59H140V56H141V58L143 57V56L141 55L142 52H141V49H139V50H137ZM145 49H146V48H145ZM155 49H156V48H155ZM155 49H154V50H155ZM194 49H195V48H194ZM241 49H242V48H241ZM261 49H262V48H261ZM12 50H16V48H15V49H12ZM26 50H27V49H26ZM42 50H43V49H42ZM42 50H41V51H42ZM44 50H45V49H44ZM52 50H53V49H52ZM56 50H55V52H58V51H59V50H58V51H56ZM63 50H64V51H63ZM94 50H95V49H94ZM97 50H98V48H97ZM97 50H96V51H92V52H93V53H94V52H98V53H96V54H99V52H101V51H100V50L97 51ZM135 50H136L137 52H135ZM143 50H144V49H143ZM146 50H147V49H146ZM158 50H159V49H158ZM158 50H157V52H158ZM165 50H164V51H165ZM186 50H187V49H186ZM186 50H185L184 52H181V51H183V50H181L179 53H178V52L175 53L176 55H175V54L172 55V53L170 52L169 54H171V55H170L171 57L169 56V58H170L171 60L166 58L168 61L170 60V62H171V61H174V62H171V64L173 63L172 65H173V68L176 70V73H177V70H178V69L175 68V67H178V68H179V71L181 72V70H180L181 68H180V67H182V66H181L182 62H180V60H182L184 57L187 59V56H189L188 54H189L190 52H188V54H187ZM201 50H202V49H201ZM232 50H233V49H232ZM0 51L3 52V50H0ZM6 51H7V50H6ZM8 51H10V49H9ZM36 51H40V49H38V50H36ZM66 51H67V50H66ZM69 51H70V50H69ZM69 51H67V52H69ZM88 51H89V50H88ZM106 51H107V50H105L104 52H106ZM116 51L119 52L118 50H116ZM147 51H148V50H147ZM149 51H150V50H149ZM151 51H152V50H151ZM161 51H162V50H161ZM164 51H163V52H164ZM166 51H165L163 54L166 55V54H167ZM171 51H173V50H171ZM187 51H188V50H187ZM189 51H191V50H189ZM214 51H215V50H214ZM218 51H219V50H218ZM222 51H223V50H221V53H222ZM44 52H45V51H44ZM44 52H43V53H44ZM52 52H53V51H52ZM52 52H51V53H52ZM61 52H60V53H61ZM89 52H91V51H89ZM89 52H87V57H88L89 54H91L90 57H93V55H94V56H95V61L98 60V59H96V58H99V57H98L96 54H93V55H92V52H91V53H89ZM130 52H131V51H130ZM152 52H153V51H152ZM174 52H175V51H174ZM185 52H186V53H185ZM202 52H203V51H202ZM216 52H217V51H216ZM223 52H224V51H223ZM226 52H227V51H226ZM37 53H39V52H37ZM43 53H41V54H43ZM60 53L58 52V54H60ZM64 53H65V52H64ZM64 53H63V54H64ZM114 53H115V50H114L113 52H111V54H114ZM120 53H121V52H120ZM133 53H130V54H133ZM143 53H144V51H143ZM148 53H149V52H148ZM159 53H160V52H159ZM181 53H182V54H181ZM2 54H3V53H2ZM2 54H1V52H0V55H1V56H4V57H2V58H1V56H0V59H2V60H5L6 58H9V55H10V57H12L11 54L8 55V53H6L5 51H4V54H7L8 56H5L4 54L2 55ZM39 54H40V53H39ZM44 54H45V53H44ZM47 54L49 55V52H48ZM47 54H46V55H42V58H43V56H44V59H41V60H44V61H45V56H47ZM55 54H57V53H55ZM55 54H54V53L50 54L49 56H51V57L47 56V57H46V58H47V59H46L47 62L45 61V64H44V65H46V63H47V66L49 67V66L52 65L51 63L57 62L58 60L54 58V57L56 56ZM58 54H57V55H58ZM66 54H67V53H66ZM69 54H70V53H68V56H67V55H66V56H67V57H70ZM101 54H100V55H101ZM105 54L109 55L108 52H107V53H104L103 55L105 56ZM111 54H110V56H111ZM118 54H119V53H118ZM118 54H114V55H118ZM130 54H129V55H130ZM154 54H156V52H155ZM179 54H181V55H179ZM201 54H202V53H201ZM255 54H256V53H255ZM261 54H262V53H260V55H261ZM24 55H25V54H24ZM24 55H23V56H24ZM52 55H53L54 57H52ZM60 55H61V54H60ZM114 55L111 56V57H112V58L115 57V59H116V57H117V58L120 57V56H119L120 54H119L118 56H114ZM127 55H128V54H127ZM152 55H153V54H152ZM158 55H160V54H158ZM184 55H186V56H184ZM221 55H222V54H221ZM227 55H228V54H227ZM227 55H226V56H227ZM229 55L231 56L230 53H229ZM243 55H244V53H243ZM33 56H34V55H33ZM64 56H65V54H64ZM64 56H63V57H64ZM74 56H75V55H74ZM74 56H73V57H74ZM83 56H84V55H83ZM83 56H82V57L78 56V57H80V58H78V59H81L82 61H86V60H83V59H84ZM101 56H102V55H101ZM104 56H103V58H104ZM121 56H123V55L121 54ZM137 56H135V57L137 58ZM146 56H148V55H146ZM146 56H144V58H145ZM150 56H151V55H150ZM214 56H215V55H214ZM223 56H224V55H223ZM230 56H229V57H230ZM237 56H238V55H237ZM245 56H246V55H244V57H245ZM26 57H28L29 61L31 62V60H30L31 55H30V57H29V55L26 56ZM35 57H39V56H34V59H36ZM58 57H59V56H58ZM85 57H86V56H85ZM87 57H86V58H87ZM107 57H108L109 59L111 58V57H109V56H107ZM131 57H132V56H131ZM131 57H130V56H129L128 58L126 57L127 59L124 57V60L126 61V60H128L129 58H131ZM164 57H165V56H164ZM164 57H163V58H164ZM190 57H191V56H190ZM216 57H218V56H216ZM229 57H227V58H229ZM257 57H258V56H257ZM3 58H4V59H3ZM40 58H41V57H40ZM40 58H39V59H40ZM50 58H51V59H50ZM59 58H60V57H59ZM70 58H71V57H70ZM88 58H89V57H88ZM88 58H87V59H88ZM100 58H101V57H100ZM103 58H101V59H103ZM105 58H106V57H105ZM133 58H134V55H133ZM147 58H149V56H148ZM159 58H160V57H159ZM231 58H232V57H231ZM231 58H230V59H231ZM237 58H239V57H237ZM237 58L235 57V59H237ZM254 58H255V57H254ZM259 58H260V57H259ZM261 58H262V57H261ZM18 59H19V58H18ZM18 59H17V61H18ZM28 59H27V60H28ZM32 59H33V58H32ZM34 59H33V60H34ZM39 59H38V60H35V62H37V61L40 62ZM48 59H50V61H51L52 59H53V60L55 59L56 61H54V62L52 61V62L50 63V61H49ZM66 59H68V58H66ZM76 59H77V58H76ZM89 59H90V58H89ZM93 59H94V57H93ZM101 59H99V60H101ZM134 59H135V58H134ZM139 59H137V60H139ZM145 59H146V58H145ZM223 59H225V57H224ZM223 59H222V60H223ZM240 59H242V57H241ZM250 59H252V58H250ZM11 60H12V58H11ZM33 60H32V61H33ZM59 60H60V59H59ZM70 60H72V59H69V61H70ZM81 60H80V61H81ZM104 60L106 61V60H108V59H104ZM111 60H113V59H110V61H111ZM119 60H120V62H122V61H123V57H122V61H121V58H120V59L118 58V60L116 59L115 62H116V63H117V62L120 63ZM135 60H136V59H135ZM135 60H132V61H135ZM141 60H142V59H141ZM158 60H159V59H158ZM195 60H196V59H195ZM227 60H228V59H227ZM245 60H247V57L245 58ZM254 60H255V59H254ZM6 61H7V60H5V62H6ZM17 61H16V62H12V64L17 63ZM48 61H49V62H48ZM93 61H94V60H93ZM93 61L91 60L92 63H93ZM125 61H124V62H125ZM129 61L131 62V59H130ZM129 61H127V62H129ZM156 61H157V59H156ZM161 61H163V60H161ZM161 61H160V62H161ZM175 61H176V62H175ZM186 61H187V60H186ZM186 61H185V59H184V62H185V63H186ZM191 61H192V60H191ZM196 61H197V60H196ZM196 61H195V64H196ZM224 61H225V60H224ZM33 62H34V61H33ZM38 62H37V63H34V64H38V65H39ZM60 62H61V61H58L57 64L60 63ZM115 62H112V63L115 64ZM137 62H138V61H137ZM179 62H180L181 64H180ZM184 62H183V63H184ZM198 62H201V61L198 60L197 63H198ZM216 62H218V61H216ZM235 62H236V61H235ZM237 62H238V61H237ZM239 62H241V61H239ZM239 62H238V63H239ZM248 62H251V61H248ZM18 63H19V62H18ZM18 63H17V64H18ZM48 63H50L51 65H48ZM61 63H62V62H61ZM87 63H88V62H87ZM96 63L98 64L99 62L97 61ZM96 63H95V64L93 63L92 65H89V66H92L91 68H93V66H95ZM105 63L109 64L108 62H105ZM105 63H100L101 65L98 64L99 66H102L101 71H103V70L105 69L104 66L106 67V69H108V68H107L108 65L105 64ZM110 63H111V62H110ZM118 63H117V65H118ZM133 63H134V62H133ZM166 63H167V62H166ZM166 63H164V64H166ZM168 63H169V62H168ZM174 63H175V64H174ZM177 63H178L180 66L176 65ZM204 63H205V62H204ZM219 63H220V62H219ZM232 63H234V62H232ZM21 64H22V67H23V63H19L20 66H21ZM32 64H33V63H32ZM34 64H33V67H34ZM42 64H43V63H40L41 66H44V65H42ZM102 64H105V65H102ZM161 64H162V63H161ZM164 64H163V65H164ZM190 64H191V63H190ZM198 64H199V63H198ZM198 64H196V66H197ZM242 64H243V63H242ZM249 64H250V63H249ZM256 64H257V66H258V63H256ZM1 65H3V64H0V67L5 68V67H4L5 65H4V66H1ZM40 65L37 67V70L40 69V68H39ZM53 65H54V64H53ZM98 65H97V66H98ZM106 65H107V66H106ZM156 65L159 66L158 64H156ZM166 65H167V64H166ZM168 65H169V66H172V65H170V64H168ZM168 65H167V66H168ZM174 65H176V66L174 67ZM188 65H189V64H188ZM188 65H187V67H188ZM199 65H200V64H199ZM199 65H198V66H199ZM209 65H210V64H209ZM233 65H234V64H233ZM244 65H245V63H244ZM253 65H254V64H253ZM9 66H11V64H10ZM20 66H19V67H20ZM36 66H37V65H35V67H36ZM54 66H55V65H54ZM89 66H87L86 69H87ZM110 66H111V64H110ZM115 66H116V64H115ZM121 66H122V65H121ZM157 66L152 65V67H154L153 70H155V67H157ZM184 66H185V65H183V67H184ZM191 66H192V65H191ZM191 66H190V67H191ZM196 66H195V67H196ZM198 66H197V67H198ZM202 66H203V65H202ZM202 66H201V69H203ZM206 66H207V64H206ZM226 66H227V65H226ZM240 66H241V65H240ZM248 66H249V65H248ZM251 66H252V65H250V67H251ZM255 66H256V65H255ZM257 66H256V67H257ZM19 67H18V68H19ZM45 67H46V66H44V68H45ZM52 67H53V66H52ZM161 67H163V66H161ZM164 67H165V66H164ZM164 67H163V68H164ZM183 67H182V68H183ZM213 67H214V66H213ZM218 67H219V66H218ZM253 67H254V66H253ZM260 67H261V66H260ZM260 67H257V69L259 70ZM6 68H7V66H6ZM6 68H5V69H2V68H1V69L6 71ZM20 68H21V67H20ZM29 68H30V67H29ZM42 68H43V67H41V69H42ZM63 68H64V67H63ZM63 68H62V70H63ZM65 68H66V66H65ZM84 68H85V67H84ZM99 68H100V67H99ZM117 68H118V67H117ZM157 68H158V67H157ZM157 68H156V70H158V69L160 68V66H159L158 69H157ZM163 68H161V69H163ZM165 68H167V67H165ZM171 68H172V67H170V69H171ZM192 68H193V67H192ZM192 68H191V69H192ZM247 68H248V67H247ZM7 69H8V68H7ZM9 69H11V67H10ZM24 69H25V68H24ZM45 69H47V68H45ZM49 69H50V68H48L47 71H48ZM52 69L54 70V69H58V68H52ZM59 69H60V71H58V72H59V73H63L62 70H61V68H59ZM95 69H97V68H95ZM95 69H94V70L92 69L93 71L90 70V69H89V70L92 71V73H93V72L95 71ZM106 69H105V70H106ZM113 69H114V68H113ZM119 69H120V68H119ZM207 69H208V67H207ZM218 69H219V68H218ZM257 69H253V70H257ZM11 70H12V69H11ZM53 70H52V71H53ZM67 70H68V73H69V68H68ZM150 70H151V68H150ZM159 70H160V69H159ZM167 70H168V69H167ZM203 70H204V69H203ZM215 70H216V68H215ZM261 70H262V68H261ZM261 70H259V71H261ZM0 71H1V70H0ZM13 71H14V70H13ZM25 71H26V69H25ZM63 71H65V70H63ZM70 71H71L72 74H73L74 72L77 73V71L72 72L73 69H71V68H70ZM84 71H85V74H86V70H85V69H84ZM96 71H98V69H97ZM99 71H100V69H99ZM161 71L164 72L165 70H164V71L161 70ZM168 71H169V70H168ZM170 71H171V70H170ZM183 71H184V68H183L182 72H183ZM197 71H199V70H197ZM213 71H214V70H213ZM221 71H222V70H221ZM8 72H9V71H8ZM43 72H46V70L43 71ZM56 72H57V70H56ZM66 72H67V71H66ZM87 72H88V70H87ZM157 72H158V71H157ZM165 72H167V71H165ZM180 72H178V73L180 74ZM206 72H207V71H206ZM250 72H251V71H250ZM2 73L4 74V72H2ZM10 73H11V71H10ZM13 73H14V72H13ZM17 73H18V72H17ZM31 73H32V72H31ZM39 73H40V72H39ZM68 73H67L66 75H68ZM94 73H95V72H94ZM108 73H109V72H108ZM183 73H184V72H183ZM183 73H182V74H183ZM189 73H190V72H189ZM220 73H221V72H220ZM220 73H218V74H220ZM222 73H224V72H222ZM222 73H221V74H222ZM227 73H229V72H227ZM3 74H2V75H3ZM6 74H7V73H6ZM18 74H19V73H18ZM42 74H43V73H42ZM72 74H71V75H72ZM74 74H75V73H74ZM104 74H105V73H104ZM162 74H163V73H162ZM170 74H171V73H170ZM179 74H178V75H179ZM186 74H187V73H186ZM212 74L215 75L214 73H212ZM221 74H220V75H221ZM238 74H239V73H238ZM247 74H248V72H247ZM254 74H255V73H254ZM2 75L0 74V77H1ZM7 75H8V74H7ZM12 75H13V74H12ZM45 75H46V74H45ZM61 75H62V74H61ZM64 75H65V72H64ZM69 75H70V73H69ZM75 75H76V74H75ZM77 75H78V74H77ZM86 75H88V74H86ZM90 75H91V74H90ZM106 75H107V73H106ZM110 75H111V74H110ZM166 75H167V74H166ZM166 75H165V76H166ZM187 75H188V74H187ZM187 75H186V76H187ZM191 75H192V74H191ZM195 75H196V74H195ZM207 75H208V73H207ZM213 75H211V76H213ZM245 75H246V74H245ZM260 75H261V74H260ZM4 76H5V75H4ZM4 76H2V77H4ZM16 76L18 77V75H16ZM37 76H38V75H37ZM39 76H40V74H39ZM47 76H48V75H47ZM93 76H94V75H93ZM108 76H109V75H108ZM162 76L164 77V74H163ZM167 76L170 77L169 74H168ZM176 76H177V74H176ZM179 76H181V74H180ZM179 76H178V77H179ZM189 76H190V75H189ZM204 76H205V75H204ZM204 76H202V77L204 78ZM208 76L210 77V75H208ZM208 76H207L206 78H208ZM216 76H218V75H216ZM216 76H215V78H216ZM221 76H222V75H221ZM221 76H220V77H221ZM226 76H228V75H226ZM242 76H243V75H242ZM258 76H259V73H258ZM261 76H262V75H261ZM2 77H1V78H2ZM10 77H11V76H10ZM42 77H43V76H42ZM45 77H46V76H45ZM84 77H85V76H84ZM112 77H113V76H112ZM178 77H177V78H178ZM184 77H185V75H184ZM229 77H230V76H229ZM250 77H251V76H250ZM254 77H255V76H254ZM6 78H7V77H4V79H6ZM8 78H9V76H8ZM14 78H15L16 80L18 79L19 81H20V79H21L20 77H19V78L14 77ZM35 78H36V77H35ZM62 78H63V77H62ZM70 78H71V77H70ZM113 78H114V77H113ZM172 78H173V76H171V80H173L175 77H174L173 79H172ZM210 78H212V77H210ZM213 78H214V77H213ZM213 78H212V79H213ZM33 79H34V78H33ZM45 79H46V78H45ZM45 79H44V80H45ZM47 79H48V78H47ZM47 79H46V80H47ZM85 79H86V78H85ZM90 79H91V78H90ZM115 79H116V78H115ZM164 79H165V78H163V80H164ZM193 79H194V78H193ZM204 79H205V78H204ZM10 80H11V79H10ZM12 80H13V79H12ZM29 80H30V79H29ZM40 80H41V79H40ZM165 80H166V79H165ZM179 80H183V79H179ZM184 80H185V79H184ZM194 80H195V79H194ZM210 80H211V79H210ZM210 80H209V81L206 80V81H208V83H210V82L213 81V80H212V81H210ZM216 80H219V79L216 78ZM223 80H224V79H223ZM246 80H248V79H246ZM262 80H263V79H262ZM262 80H261V81H262ZM19 81H18V82H19ZM167 81H170V79L167 78V80H166V84H167ZM226 81H227V80H226ZM5 82H6V80H5ZM7 82H8V81H7ZM15 82H16V81H15ZM38 82H39V81H38ZM43 82H44V81H43ZM45 82H46V81H45ZM83 82H84V81H83ZM91 82H92V81H91ZM178 82H179V81H178ZM185 82H186V81H185ZM213 82H214V81H213ZM216 82H217V81H216ZM221 82H223V81H221ZM247 82H248V81H247ZM19 83H20V82H19ZM68 83H69V82H68ZM186 83H187V82H186ZM197 83H198V82H197ZM202 83H203V81H202ZM204 83H205V82H204ZM20 84H21V83H20ZM65 84H66V83H65ZM166 84H165V86H166ZM181 84H182V83H181ZM206 84H207V83H205V85H206ZM212 84H213V83H212ZM212 84L210 83V86H209V87H211ZM217 84H218V83H217ZM252 84H253V83H252ZM173 85H174V84H173ZM173 85H172V86H173ZM198 85H199V84H198ZM202 85H203V87H205L204 84H202ZM213 85H214V84H213ZM254 85H255V84H254ZM26 86H27V85H26ZM26 86H25V87H26ZM163 86H164V85H163ZM170 86H171V85H170ZM170 86H168V87H170ZM174 86H175V85H174ZM207 86H208V85H206V87H207ZM229 86H230V85H229ZM235 86H236V85H235ZM18 87H19V86H18ZM22 87H23V86H22ZM28 87H29V86H28ZM176 87H177V86H176ZM176 87H175V88L172 87V88L175 89V91H176V90L178 89V88L176 89ZM184 87H185V86H184ZM212 87H214V86H212ZM212 87H211V88H212ZM19 88H20V87H19ZM172 88H171V89H172ZM201 88H202V86H201ZM36 89H37V88H36ZM168 89H169V88H168ZM193 89H194V88H193ZM204 89H205V88H204ZM229 89H230V88H229ZM27 90H28V89H27ZM34 90H35V89H34ZM34 90H33V92H34ZM164 90H165V95H166V94H167L166 92H167L168 90L166 91V87H165ZM178 90H179V89H178ZM178 90H177V91H178ZM205 90L209 91L210 89L206 88ZM232 90H233V89H232ZM36 91H37V90H36ZM40 91H41V90H40ZM212 91H214V90H212ZM253 91H254V90H253ZM11 92H12V91H11ZM13 92H14V91H13ZM24 92L26 93V91L23 89V93H24ZM28 92H29V91H28ZM31 92H32V91H31ZM33 92H32V93H33ZM171 92H172V90H171ZM171 92H170V94H169V92H168L167 96H170V97H171V95L173 94V93L171 94ZM178 92H179V91H178ZM178 92H177V94H178ZM215 92H216V91H215ZM232 92H233V91H232ZM239 92H240V91H239ZM255 92H256V91H255ZM19 93H21V92H19ZM29 93H30V92H29ZM29 93H26V95H28ZM37 93H38V92H37ZM186 93H187V92H186ZM210 93H211V92H210ZM218 93H219V92H218ZM218 93H216V94H218ZM234 93H235V92H234ZM240 93H241V92H240ZM259 93H261V92H259ZM262 93H263V92H262ZM4 94H5V93H4ZM207 94H208V93H207ZM219 94H220V93H219ZM219 94H218V95H219ZM254 94H255V93H254ZM1 95H2V93H1ZM7 95H9V94H7ZM15 95H16V93H15ZM24 95H25V94H24ZM29 95H30V94H29ZM31 95H32V94H31ZM39 95H40V94H39ZM50 95H51V94H50ZM139 95H140V94H139ZM182 95H183V94H182ZM212 95H213V94H212ZM225 95H226V94H224V96H225ZM257 95H258V93H257ZM34 96H35V93H34ZM40 96H41V95H40ZM83 96H84V95H83ZM94 96H95V95H94ZM141 96H142V95H141ZM172 96H175V95L173 94ZM176 96H177V95H176ZM176 96H175V97H176ZM184 96H185V95H184ZM214 96H215V94H214ZM220 96H221V94H220ZM222 96H223V95H222ZM3 97H4V96H3ZM8 97H9V96H8ZM13 97H14V96H13ZM15 97H16V96H15ZM28 97H30V96H28ZM59 97H60V96H59ZM170 97H169V98H170ZM175 97H174V98H175ZM185 97H186V96H185ZM4 98H5V97H4ZM165 98H166V97H165ZM176 98H177V97H176ZM176 98H175V99H176ZM180 98H181V97H180ZM183 98H184V97H183ZM226 98H227V97H226ZM255 98H256V97H255ZM7 99H8V98H7ZM7 99H5V101H6ZM25 99H26V98H25ZM29 99H30V98H29ZM41 99H42V98H41ZM177 99H178V98H177ZM251 99H252V98H251ZM15 100L17 101V99H15ZM33 100H34V99H33ZM9 101H10V99H9ZM107 101H108V100H107ZM253 101H254V100H253ZM6 102H8V101H6ZM246 102H247V101H246ZM249 102H250V100H249ZM59 103H60V101H59ZM98 103H99V102H98ZM102 103H103V102H102ZM242 103L244 104L245 102H242ZM247 103H248V102H247ZM252 103H253V102H252ZM252 103H248V104L250 105V104H252ZM254 103H255V105L258 104V106H259V104H260V106H261V105H264V94H263V95H259V96L257 97V99L254 101ZM20 104H21V103H20ZM72 104H73V103H72ZM96 104H97V103H96ZM11 105H12V104H11ZM16 105H17V104H16ZM50 105H51V104H50ZM55 105H56V104H55ZM91 105H92V104H91ZM249 105H247V106H249ZM42 106H43V105H42ZM115 106H116V105H115ZM216 106H217V105H216ZM240 106H241V105H240ZM250 106H251V105H250ZM250 106H249V107H250ZM24 107H25V106H24ZM43 107H44V106H43ZM90 107L93 108L92 106H90ZM94 107H95V106H94ZM116 107H117V106H116ZM217 107H218V106H217ZM243 107H244V106H243ZM249 107H248V109H249ZM252 107H253V106H252ZM26 108H27V107H25V109H26ZM52 108H53V107H52ZM101 108H102V107H101ZM241 108H242V107H241ZM250 108H251V107H250ZM261 108H263V106L259 108V111L262 110ZM18 109H22V108H18ZM31 109H33V108H31ZM31 109H30V110H31ZM221 109H222V108H221ZM242 109H243V108H242ZM254 109H255V107H254ZM75 110H76V109H75ZM95 110H96V108H95ZM112 110H113V109H112ZM222 110H223V109H222ZM222 110H221V111H222ZM224 110H225V109H224ZM246 110H247V109H246ZM251 110H252V109H251ZM12 111H13V110H12ZM27 111H28V109H27ZM32 111H33V110H32ZM37 111H38V110H37ZM56 111H57V110H56ZM105 111H106V109H105ZM252 111H253V110H252ZM257 111H258V110H257ZM257 111H256V112H257ZM10 112H11V111H10ZM28 112H29V111H28ZM33 112H34V111H33ZM33 112H32V113H33ZM101 112H102V111H101ZM218 112H219V111H218ZM243 112H245V111H243ZM0 113H1V112H0ZM3 113H4V112H3ZM42 113H43V112H42ZM229 113H230V112H229ZM254 113H255V112H254ZM33 114H34V113H33ZM35 114H36V113H35ZM56 114H57V113H56ZM103 114H104V113H103ZM109 114H110V113H109ZM144 114H145V113H144ZM220 114H221V113H220ZM223 114H224V113H223ZM235 114H236V113H235ZM239 114H240V113H239ZM21 115H22V114H21ZM37 115H38V114H37ZM232 115H233V114H232ZM263 115H264V114H263ZM7 116H8V115H7ZM9 116H10V115H9ZM9 116H8V118H9ZM106 116H108V115H106ZM228 116H229V115H228ZM228 116H227V117H228ZM241 116H242V115H241ZM3 117H5V116H3ZM13 117H14V116H13ZM19 117H20V116H19ZM23 117L26 118L27 116H23ZM23 117H21V119H22ZM160 117H161V116H160ZM165 117H166V116H165ZM251 117H252V116H251ZM5 118H7V117H5ZM8 118H7V119H8ZM16 118H17V117H16ZM158 118H159V117H158ZM212 118L215 119L214 116H213ZM212 118H211V119H212ZM229 118H230V117H229ZM229 118H228V119H229ZM232 118H233V117H232ZM247 118H248V116H247ZM1 119H2V118H1ZM3 119H4V118H3ZM17 119H18V118H17ZM40 119H41V118H40ZM62 119H63V118H62ZM106 119H107V118H106ZM156 119H157V118H156ZM162 119H163V117H162ZM167 119H168V118H167ZM224 119H225V118H224ZM27 120H28V119H27ZM37 120H38V119H37ZM110 120H111V119H110ZM157 120H158V119H157ZM215 120H216V119H215ZM220 120H221V119H220ZM240 120H241V119H240ZM28 121H29V120H28ZM52 121H53V120H52ZM64 121H65V119H64ZM231 121H232V119H231ZM233 121H234V120H233ZM243 121H244V120H243ZM249 121H250V120H249ZM1 122H2V121H1ZM8 122H10L9 119H8ZM18 122H19V123H14V125H15V127H16V131L19 132V134L21 133L22 135H26V137L28 136V139H29V138L31 137V136H30V128L27 127L28 125L26 126V124L29 123V122L26 121V122H27L26 124H23L24 121L22 122V124H20L21 121H18ZM40 122L42 123V121H40ZM60 122H61V120H60ZM158 122H160V120H159ZM226 122H227V121H226ZM229 122H230V121H229ZM251 122H253V121H251ZM3 123H4V122H3ZM12 123H13V122H12ZM52 123H53V122H52ZM86 123H87V122H86ZM230 123H231V122H230ZM233 123H234V122H233ZM233 123H232V124H233ZM236 123H237V122H236ZM238 123H239V122H238ZM263 123H264V121H263ZM10 124H11V122H10ZM29 124H30V123H29ZM44 124H45V123H44ZM57 124H58V123H57ZM126 124H127V123H126ZM155 124H156V123H155ZM167 124H168V123H167ZM234 124H235V123H234ZM240 124H241V123H240ZM240 124H239V125H240ZM258 124H259V123H258ZM30 125H31V124H30ZM30 125H29V126H30ZM35 125H36V123H35ZM46 125H47V124H46ZM49 125H52V124H49ZM68 125H69V124H68ZM110 125H111V124H110ZM168 125H169V124H168ZM226 125H228V124H226ZM59 126H60V125H59ZM83 126H84V125H83ZM108 126H109V125H107V127H108ZM165 126H166V125H165ZM235 126H237V125H235ZM235 126H234V127H231V128H233V130H234V128H236ZM243 126H244V125H243ZM243 126H242V127H243ZM259 126H260V125H259ZM45 127L48 129V126H45ZM56 127H57V126H56ZM94 127H96V126H94ZM126 127H127V126H126ZM135 127H136V126H135ZM169 127H170V126H169ZM238 127H239V126H238ZM114 128H115V127H114ZM243 128H244V127H243ZM12 129H13V126H12ZM35 129H36V128H35ZM37 129H38V128H37ZM54 129H55V128H54ZM87 129H88V128H87ZM92 129H93V128H92ZM132 129H133V128H132ZM248 129H249V128H248ZM248 129H247V130H248ZM253 129H254V128H253ZM9 130H10V129H9ZM13 130H14V129H13ZM40 130H41V128H40ZM78 130H79V129H78ZM84 130H85V129H84ZM130 130H131V128H130ZM134 130H136V129H134ZM139 130H140V129H139ZM230 130H231V129H230ZM261 130H262V129H261ZM42 131H44V129H43ZM67 131H68V130H67ZM86 131H87V130H86ZM92 131H93V130H92ZM103 131H104V130H103ZM107 131H108V129H107ZM125 131H126V129H125ZM137 131H138V128H137ZM226 131H227V130H226ZM231 131H232V130H231ZM236 131H237V130H236ZM244 131H245V130H244ZM251 131H252V129H251ZM34 132H35V131H34ZM38 132H39V131H38ZM95 132H96V131H95ZM100 132H101V131H100ZM116 132H118V131H116ZM116 132H115V133H116ZM120 132H121V131H120ZM133 132H134V131H133ZM138 132H139V131H138ZM195 132H196V131H195ZM238 132H240V131H238ZM259 132H260V131H259ZM110 133H111V132H110ZM163 133L165 134L166 132L164 131ZM168 133H169V132H168ZM171 133H172V132H171ZM225 133H226V132H225ZM233 133H234V132H233ZM27 134H29V135H27ZM32 134H35V133L32 132ZM123 134H125V133H122V135H123ZM139 134H140V133H139ZM139 134H138V135H139ZM227 134H228V132H227ZM236 134H237V133H236ZM236 134H235V135H236ZM239 134H240V133H239ZM241 134H242V133H241ZM250 134H251V133H250ZM10 135H11V134H10ZM10 135H9V136H10ZM36 135H37V134H36ZM50 135H51V134H49L48 136H50ZM115 135H116V134H115ZM122 135H120V133H119L118 137H119V136L121 137ZM158 135H159V134H158ZM158 135H157V136H158ZM165 135H166V134H165ZM167 135H168V134H167ZM169 135H170V134H169ZM175 135H176V134H175ZM247 135H248V134H247ZM14 136H15V135H14ZM29 136H30V137H29ZM38 136H39V135H38ZM51 136H53V135H51ZM83 136H85V135L83 134ZM181 136H182V135H181ZM184 136H185V135H184ZM233 136H234V135H233ZM236 136H239V135H236ZM87 137H88V136H87ZM113 137H114V136H113ZM120 137H119V138H120ZM152 137H153V136H152ZM152 137H151V138H152ZM171 137H172V136H171ZM247 137H248V136H247ZM247 137H246L245 139H247ZM259 137H260V136H259ZM262 137H264V136H263V132H262ZM10 138H11V139L13 138V133H12V137H10ZM42 138H43V137H42ZM57 138H58V137H57ZM89 138H90V137H89ZM107 138H108V136H107ZM123 138H124V136H123ZM155 138H156V136H155ZM163 138H164V137H163ZM167 138H168V137H167ZM234 138H235V137H234ZM236 138H237V137H236ZM238 138H240V137H238ZM238 138H237V139H238ZM241 138H242V137H241ZM243 138H244V135H243ZM255 138H256V137H255ZM24 139H25V137H24ZM28 139H27V140H28ZM44 139H45V138H44ZM51 139H52V137H51ZM142 139H143V137L141 136V139H140V140H142ZM144 139H146V137H145ZM144 139H143V141H145ZM248 139H249V138H248ZM248 139H247V141H248ZM257 139H258V138H257ZM259 139H260V138H259ZM261 139H263V138H261ZM55 140H56V139H55ZM81 140H85V138L83 137V139H80V143H79V141L77 142L78 146H79L80 148L83 147L84 149H86V150L89 152V155L92 157L91 159H96L97 161L100 160L99 162L102 163L103 166H104L106 163H110V162H111V160H112L111 157H110V155H111L110 152H112V151H111V146H110V149H109V148H106L107 146L105 147L104 144H103V146H102V145H99V146H98V144H96V141H94L92 138H91L90 140H88V138H87V140H85V141H81ZM92 140H93V141H92ZM103 140H104V139H103ZM116 140H117V139H116ZM147 140H148V139H147ZM158 140H159V139H158ZM160 140H161V139H160ZM172 140H173V139H172ZM182 140H183V139H182ZM188 140H189V138H188ZM234 140H235V139H234ZM239 140H240V139H239ZM25 141H26V139H25ZM46 141H47V140H46ZM125 141H126V140H124L123 142H125ZM155 141H157V138H156ZM163 141H164V139H163ZM229 141H230V139H229ZM258 141H259V140H258ZM20 142H21V141H20ZM22 142H23V140H22ZM48 142H49V141H48ZM48 142H47V143H48ZM53 142H54V140H53ZM57 142H58V141H57ZM121 142H122V141H121ZM138 142H139V140H138ZM145 142H146V141H145ZM157 142H158V141H157ZM170 142H171V141H170ZM237 142H239V141L237 140ZM241 142H243V141L241 140ZM245 142H246V141H245ZM259 142H260V141H259ZM263 142H264V141H263ZM23 143H24V142H23ZM26 143H27V142H26ZM50 143H51V142H50ZM139 143H140V142H139ZM150 143H151V141H150ZM229 143H230V142H229ZM15 144H16V143H15ZM15 144H14V145H15ZM77 144H75V146H76ZM117 144H118V143H117ZM125 144H126V143H125ZM159 144H160V142H159ZM165 144H166V143H165ZM167 144H168V142H167ZM169 144H170V143H169ZM183 144H184V143H183ZM233 144H234V143H233ZM235 144H236V143H235ZM243 144H244V143H242V145H243ZM249 144H250V143H248V145H247V143H246L247 146H250ZM258 144H259V146L261 145L260 143H257V145H258ZM22 145L24 146V144H22ZM54 145H55V144H54ZM127 145H130V144H127ZM152 145H153V144H152ZM155 145H156V144H155ZM178 145H179V144H178ZM199 145H200V144H199ZM239 145H240V144H239ZM246 145H245V146H246ZM255 145H256V144H255ZM255 145L253 144V147H254ZM257 145H256V146H257ZM262 145H263V144H262ZM32 146H33V144H32ZM121 146H122V145H121ZM180 146H182V145H180ZM15 147H16V145H15ZM43 147H44V146H43ZM79 147H78V148H79ZM123 147H124V146H123ZM153 147H154V146H153ZM175 147H176V146H175ZM177 147H178V146H177ZM177 147H176V149H177ZM185 147H186V146H185ZM198 147H199V146H198ZM236 147H237V146H236ZM238 147H240V149H241V146H238ZM54 148H55V147L53 146V149H54ZM11 149H12V146H11ZM24 149H25V147H24ZM31 149H32V148H31ZM31 149L28 150V151H29L28 153L25 152L26 154H28V155H26L27 157H25V158H27V163L29 164L30 168H31V166H33V167H35V168H33V169H37V167H39V169H40V168H42L43 165L47 164V163L49 162V160H51V156H52L51 154H52V153L48 152L47 150H46L45 152H43V150H44V149H43V150H41L42 152H41V151L38 152V150L36 149V147H35V150H33V149L31 150ZM46 149H47V148H46ZM113 149H114V148H113ZM127 149H128V147H127ZM196 149H197V147H196ZM240 149H239V150H240ZM248 149H252V147H248ZM248 149H247V150H248ZM260 149H263V147L261 146ZM260 149H258V152L260 151ZM13 150L16 151V149H14V147H13ZM26 150H27V149H26ZM36 150H37V151H36ZM49 150H50V147H49ZM199 150H200V149H199ZM239 150H238V151H239ZM243 150H246V149H243ZM243 150L241 149V151H243ZM254 150H257V147H256V149H255V147H254ZM263 150H264V149H263ZM23 151H24V150H23ZM50 151H51V150H50ZM130 151H131V150H130ZM156 151H157V150H156ZM189 151H190V149H189ZM193 151H194V150H193ZM250 151H251V150H250ZM250 151H246L245 153H246V154L251 153ZM6 152H7V151H6ZM16 152H17V151H16ZM21 152H22V151H21ZM54 152H55V151H54ZM127 152H128V151H127ZM133 152H134V151H133ZM173 152H174V151H173ZM178 152H180V151H178ZM178 152H177V153H178ZM198 152H199V151H198ZM202 152H203V151H202ZM243 152H244V151H243ZM243 152H241V153L244 154ZM247 152H248V153H247ZM261 152H262V150H261ZM263 152H264V151H263ZM263 152H262V154H263ZM171 153H172V152H171ZM171 153H170V145H168L167 147H165V148L159 150L158 155H157V158H156V156L153 157V158H156V159H155L156 161H155V160H152V162L154 161V162L152 163V165H153L152 168H155V169H156V174H157V176L163 179V181H164V183H165V184H164V185H165L164 188L166 187V189H167V190L171 193V195H173V196H180L181 198H182V197L191 198V199H193V200H197L198 202H199V201H201V202L204 201V197H203V193H204V192L202 191L204 188H202V187H203L205 184H208V185H209V184H217V183H218V177H217V176H213V175H211V174L209 175V173H207L208 175L201 174V175H198V176H195V177H192L193 175H192V176H188L187 174H184L183 172L179 171V170H178V169L172 164L171 155H170ZM186 153H188V152H186ZM186 153H185V154H186ZM235 153H236V152H235ZM241 153L239 152L240 155H241ZM252 153H253V149H252ZM8 154H10V153H8ZM14 154H16V153L14 152ZM22 154H23V153H22ZM179 154H180V153H179ZM256 154L259 155V154L257 153V151H256V153H255V156H256ZM54 155H55V154H54ZM155 155H156V154H155ZM237 155H238V154H237ZM24 156H25V155H24ZM82 156H84V155H82ZM87 156H88V155H87ZM192 156H193V155H192ZM203 156H204V155H203ZM242 156H243V155H242ZM248 156H250V154H249ZM259 156H260V155H259ZM259 156H258V157H259ZM261 156H264V155H261ZM52 157H53V156H52ZM222 157H223V156H222ZM224 157H225V156H224ZM227 157H229V156H227ZM243 157H244L243 159H245L247 156H243ZM253 157H254V156H253ZM1 158H2V157H1ZM4 158H5V156H4ZM14 158L16 159V157H14ZM14 158H13V159H14ZM71 158H72V157H71ZM73 158H74V157H73ZM88 158H89V157H88ZM150 158H151V157H150ZM241 158H242V157H241ZM247 158H248V157H247ZM251 158H252V157H251ZM263 158H264V157H263ZM52 159H53V158H52ZM61 159H62V158H61ZM68 159H69V158H68ZM76 159H78V158H76ZM84 159H85V158H84ZM98 159H99V160H98ZM110 159H111V160H110ZM173 159H174V158H173ZM194 159H195V158H194ZM256 159H257V158H256ZM9 160H10V158H9ZM62 160H63V159H62ZM115 160H116V159H115ZM196 160H198V159H196ZM196 160H195V161H196ZM225 160H226V159H225ZM258 160L260 161V159H258ZM262 160H264V159H262ZM13 161H15V160H13ZM17 161H18V159H17ZM25 161H26V159H25ZM66 161H67V160H66ZM79 161H80V160H79ZM86 161H89V160H87V158H86ZM86 161L84 160L85 163H86ZM101 161H102V162H101ZM117 161H118V160H117ZM195 161H194V162H195ZM244 161H245V160H244ZM250 161H251V160H250ZM57 162H59V161H57ZM62 162H63V161H62ZM67 162H68V161H67ZM95 162H96V161H95ZM103 162H104L105 164H104ZM112 162H113V161H112ZM112 162H111V163H112ZM150 162H151V161H150ZM192 162H193V161H192ZM196 162H197V161H196ZM10 163H11V162H10ZM15 163H16V162H15ZM50 163H51V161H50ZM78 163H79V162H78ZM90 163H91V162H90ZM90 163H89V164H90ZM93 163H94V162H93ZM116 163H117V162H116ZM250 163H251V162H250ZM16 164H17V163H16ZM79 164H80V163H79ZM91 164H92V163H91ZM96 164H97V162H96ZM118 164L120 165V163H118ZM118 164H117V165H118ZM147 164H148V163H147ZM196 164H197V163H196ZM200 164H201V162H200ZM252 164H253V163H252ZM9 165H10V164H9ZM12 165H13V163H12ZM67 165L70 166L69 164H67ZM86 165H88V164H86ZM107 165H110V164H107ZM107 165H106V166H107ZM111 165H112V164H111ZM111 165H110V166H111ZM202 165H203V164H202ZM259 165H261V164H259ZM40 166H41V167H40ZM55 166H56V165H55ZM103 166H102V167H103ZM148 166H149V164H148ZM11 167H12V166H11ZM27 167H28V166H27ZM78 167H79V166H78ZM83 167H84V166H83ZM107 167H109V166H107ZM150 167H151V165H150ZM198 167H199V166H198ZM251 167H252V166H251ZM2 168H3V167H2ZM15 168H16V167H15ZM28 168H29V167H28ZM81 168H82V166H81ZM116 168H117V167H116ZM199 168H201V166H200ZM5 169H6V168H5ZM16 169H18V168H16ZM33 169L31 168L30 170H33ZM42 169H43V168H42ZM57 169H58V168H57ZM75 169H76V168H75ZM99 169H100V168H99ZM247 169H248V168H247ZM13 170H14V169H13ZM28 170H29V169H28ZM52 170H53V169H52ZM59 170H60V169H59ZM70 170H71V169H70ZM94 170H95V169H94ZM97 170H98V169H97ZM225 170H226V169H225ZM251 170H252V169H251ZM251 170H250V171H251ZM11 171H12V169H11ZM14 171H15V170H14ZM20 171H21V170H20ZM120 171H121V170H120ZM202 171H203V170H202ZM245 171H246V170H245ZM7 172H8V170H7ZM16 172H17V171H16ZM16 172H15V173H16ZM18 172H19V171H18ZM35 172H36V171H35ZM59 172H60V171H59ZM78 172H79V171H78ZM126 172H127V171H126ZM204 172H205V171H204ZM15 173H14V175H15ZM94 173H95V172H94ZM120 173H121V172H120ZM185 173H186V172H185ZM210 173H211V172H210ZM215 173H216V172H215ZM243 173H244V172H243ZM18 174H19V173H18ZM30 174H31V173H30ZM32 174H33V173H32ZM68 174H69V173H68ZM68 174H67V175H68ZM82 174H83V173H82ZM97 174H98V173H97ZM126 174H127V173H126ZM126 174H125V175H126ZM153 174H154V173H153ZM156 174L154 175V177L156 176ZM191 174H192V173H191ZM199 174H200V173H199ZM219 174H220V172H219ZM222 174H223V173H222ZM253 174H254V173H253ZM14 175H13V176H14ZM20 175H21V174H20ZM20 175H18V176H20ZM63 175H64V174H63ZM79 175H80V174H79ZM127 175H128V174H127ZM24 176H25V175H24ZM24 176H23V177H24ZM122 176H123V175H122ZM151 176H152V175H151ZM218 176H219V175H218ZM222 176H223V175H222ZM252 176H253V175H252ZM14 177H15V176H14ZM88 177H90V175H89ZM88 177H87V178H88ZM124 177H125V176H124ZM12 178H13V177H12ZM17 178H18V177H17ZM90 178H91V177H90ZM129 178H130V177H129ZM230 178H231V177H230ZM246 178H247V177H246ZM66 179L69 180V178H66ZM66 179H65V180H66ZM88 179H89V178H88ZM95 179H96V178H95ZM219 179H220V178H219ZM223 179H224V178H223ZM223 179H222V180H223ZM20 180H21V179H20ZM14 181H15V180H14ZM87 181H89V180H87ZM90 181H91V179H90ZM97 181H98V180H97ZM100 181H101V180H100ZM130 181H132L131 178H130ZM152 181H154V180H152ZM155 181H156V180H155ZM161 181H162V180H161ZM223 181H225V179H224ZM236 181H237V179H236ZM21 182H22V181H21ZM101 182H102V181H101ZM101 182H99V183H101ZM121 182H122V181H121ZM121 182H120V183H121ZM150 182H151V181H150ZM157 182H158V180H157ZM13 183H14V182H13ZM22 183H23V182H22ZM32 183H33V182H32ZM87 183H88V182H87ZM108 183H109V182H108ZM132 183H133V182H132ZM139 183H141V182H139ZM145 183H147V182H145ZM148 183H149V182H148ZM230 183H231V182H230ZM230 183H229V184H230ZM235 183H236V182H235ZM17 184H18V183H17ZM23 184H24V183H23ZM68 184H69V183H68ZM91 184H92V182H91ZM94 184H95V183H94ZM101 184H102V183H101ZM111 184H112V183H111ZM125 184H126V182H125ZM34 185H35V184H34ZM92 185H93V184H92ZM102 185H103V184H102ZM108 185H109V184H108ZM149 185H150V184H149ZM149 185H147V186H149ZM151 185H152V184H151ZM156 185H157V184H156ZM69 186H70V185H69ZM84 186H85V185H84ZM109 186H110V185H109ZM81 187H82V186H81ZM81 187H79V188H81ZM103 187H104V186H103ZM154 187H155V186H154ZM206 187H208V186H206ZM223 187H224V186H223ZM16 188H17V187H16ZM24 188H25V187H24ZM26 188H27V187H26ZM43 188H44V187H43ZM111 188H112V187H111ZM113 188H114V187H113ZM140 188H141V187H140ZM147 188H148V187H147ZM151 188H152V186H151ZM220 188H221V187H220ZM225 188H226V187H225ZM10 189H11V188H10ZM35 189H36V187H35ZM70 189H72V188H70ZM74 189H75V188H74ZM86 189H87V188H86ZM102 189H104V188H102ZM115 189H116V188H115ZM211 189H212V188H211ZM129 190H130V189H129ZM27 191H28V190H27ZM46 191H47V190H46ZM76 191H78V190H76ZM76 191H75V192H76ZM83 191H84V190H83ZM103 191H104V190H103ZM111 191H112V190H111ZM114 191H116V190H114ZM230 191H231V190H230ZM44 192H45V191H44ZM84 192H85V191H84ZM216 192H217V191H216ZM22 193H23V192H22ZM45 193H46V192H45ZM105 193H106V195H109V194H108V191H105ZM112 193H113V192H112ZM155 193H156V192H155ZM212 193H213V192H212ZM247 193H248V192H247ZM23 194H24V193H23ZM62 194H64V193H62ZM62 194H61V195H62ZM65 194H66V193H65ZM73 194H75V193H73ZM73 194H70V192H69V193H67L66 195H63L64 197H63V199L61 198L62 200H61V202H59V205H60V206L62 205L63 207H64V206H67V207H68V206H70V207L73 206V205L76 203V201H77L76 198H75L76 196L73 195ZM110 194H111V193H110ZM168 194H169V193H168ZM206 194H207V193H206ZM252 194H253V192H252ZM6 195H7V194H6ZM204 195H205V194H204ZM209 195H210V194H209ZM209 195H208V196H209ZM246 195H249V194H246ZM261 195H262V194H261ZM261 195L258 194V196H261ZM74 196H75V197H74ZM122 196H123V195H122ZM156 196H157V195H156ZM217 196H218V194H217ZM226 196H227V195H226ZM152 197H153V196H152ZM163 197H164V195H163ZM165 197H166V196H165ZM242 197H243V196H242ZM245 197H246V196H245ZM245 197H244V198H245ZM39 198H40V197H39ZM256 198H258V197L256 196ZM125 199H126V198H125ZM156 199H157V198H156ZM156 199H155V200H156ZM161 199H162V198H161ZM201 199H202V200H201ZM229 199H230V198H229ZM29 200H30V199H29ZM54 200H55V199H54ZM81 200H82V199H81ZM169 200H170V199H169ZM207 200H208V199H207ZM219 200H220V199H219ZM232 200H233V199H232ZM256 200H257V199H256ZM263 200H264V199H263ZM20 201H21V200H20ZM26 201H27V200H26ZM30 201H31V200H30ZM56 201H57V200H56ZM59 201H60V200H59ZM78 201H79V199H78ZM85 201H86V200H85ZM209 201H210V200H209ZM248 201H249V200H248ZM258 201H259L260 203H262L261 198H259ZM35 202H36V201H35ZM51 202H52V201H51ZM57 202H58V201H57ZM57 202H56L55 204H53V206L55 205V207H57V205H58ZM79 202H80V201H79ZM81 202H82V201H81ZM81 202H80V203H81ZM170 202H171V201H170ZM174 202H175V201H174ZM201 202H200V203H201ZM250 202H251V201H250ZM253 202H254V201H253ZM27 203H28V202H27ZM52 203H54V202H52ZM52 203H51V205L49 204L50 207L52 206ZM114 203H115V202H114ZM122 203H123V201H122ZM165 203H166V202H165ZM202 203H203V202H202ZM228 203H229V202H228ZM234 203H235V202H234ZM245 203H246V201H245ZM248 203H249V202H248ZM251 203H252V202H251ZM33 204H34V203H33ZM47 204H48V203H47ZM128 204H129V203H128ZM155 204H156V202H155ZM211 204H212V203H211ZM226 204H227V203H226ZM235 204H236V203H235ZM249 204H250V203H249ZM254 204H255V203H254ZM257 204H258V203H256V205H257ZM76 205H77V204H76ZM180 205H181V204H180ZM200 205H201V204H200ZM202 205H203V204H202ZM204 205H205V204H204ZM232 205H233V204H232ZM246 205H248V204H246ZM24 206H25V205H24ZM35 206H36V205H35ZM53 206H52V207H53ZM60 206H59V207H60ZM185 206H186V205H185ZM194 206H195V205H194ZM213 206H214V204H213ZM244 206H245V205H244ZM257 206H258V205H257ZM40 207H41V205H40ZM47 207H48V205H47ZM52 207H51V208H52ZM55 207H54V208H55ZM70 207H69V208H70ZM78 207H79V206H78ZM113 207H114V206H113ZM115 207H116V206H115ZM117 207H118V206H117ZM121 207H122V206H121ZM125 207H126V205H125ZM154 207H155V206H154ZM158 207H159V206H158ZM161 207H162V206H161ZM166 207H167V206H166ZM169 207H171V206H169ZM191 207H192V206H191ZM195 207H197V206H195ZM230 207H231V206H230ZM239 207H240V206H239ZM253 207H254V205H253ZM9 208H10V207H9ZM51 208L46 209V207H45L46 210H50ZM64 208H65V207H64ZM64 208H63V210H64ZM74 208H75V207H74ZM110 208H111V207H110ZM209 208H210V207H209ZM223 208H224V207H223ZM233 208H234V207H233ZM259 208H260V206H259ZM24 209H25V208H24ZM26 209H27V208H26ZM28 209H29V208H28ZM52 209H53V208H52ZM55 209H57V208H55ZM66 209H67V208H66ZM70 209H71V208H70ZM116 209H117V208H115V209H114V208H113V209H110L109 212H108V214H107L108 216L105 215V216H107V217H106V219H107V220H106V229H107V231L109 232L110 229H111V227L113 228V225H115V224H119V226L122 225L123 232H122V237L120 238V240H122V241H127V239L131 238L130 236L133 235V233H135V232H134V231H135V228L137 227L138 223H139L142 219L139 220L138 218L132 217L134 214H133L132 216H129V215L127 216V215L123 214V211L120 212V210L118 211V210H116ZM147 209H148V208H147ZM154 209H155V208H154ZM154 209H153V210H154ZM163 209H164V208H163ZM204 209H205V208H204ZM239 209H240V208H239ZM241 209H242V208H241ZM253 209H255V207H254ZM253 209H252V210H253ZM256 209H257V208H256ZM61 210H62V209H61ZM107 210H108V209H107ZM107 210H104V211H106V213H107ZM148 210H149V209H148ZM157 210H158V209H157ZM167 210H168V209H167ZM173 210H174V209H173ZM179 210H180V209H179ZM213 210H214V209H213ZM218 210H219V209H218ZM252 210H251V211H252ZM261 210H262V209H261ZM40 211H42V210H40ZM57 211H58V210H57ZM159 211H160V210H159ZM207 211H208V210H206V212H207ZM216 211H217V210H216ZM224 211H225V210H224ZM242 211H243V209H242ZM18 212H19V211H18ZM18 212H17V213H18ZM47 212H48V211H47ZM52 212H53V211H52ZM68 212H69V211H68ZM238 212H239V211H238ZM238 212H237V213H238ZM260 212H261V211H260ZM38 213H39V212H38ZM58 213H59V212H58ZM65 213H66V212H65ZM65 213H64V214H65ZM70 213H72V212H70ZM95 213H96V212H95ZM98 213H99V212H98ZM102 213H104V212H102ZM250 213H251V212H250ZM262 213H263V212H262ZM46 214H47V213H46ZM61 214H62V213H61ZM209 214H210V213H209ZM255 214H258V213H255ZM28 215H29V214H28ZM44 215H45V214H44ZM54 215H55V214H54ZM56 215H57V214H56ZM69 215H70V214H69ZM71 215H73V214H71ZM85 215H86V214H85ZM172 215H173V214H170V213H162V211H161L160 213L158 212L156 215L152 216L153 218H152V220H151V219H150V220L153 222V224L155 225L154 227H156V229H157L160 233L162 232V233H164V234H166V235H172V234H174V236L176 235L177 237H176V236H175V237L177 238V242H178V244L182 245V244H184L183 242H185L184 240H186V239L183 238V235H182V233H184V232L181 231L182 229H180L181 227H179L178 223H175V222L173 221V216H172ZM203 215H204V214H203ZM207 215H208V214H207ZM217 215H218V214H217ZM225 215H226V214H225ZM30 216H31V215H30ZM38 216H39V215H38ZM62 216H63V215H62ZM87 216H88V215H87ZM137 216H138V215H137ZM205 216H206V214H205ZM236 216H237V215H236ZM243 216H244V215H243ZM258 216H259V215H258ZM19 217H21V216H19ZM141 217H142V216H141ZM178 217H179V216H178ZM207 217H208V216H207ZM213 217H214V216H213ZM240 217H242V216H240ZM4 218H5V216H4ZM30 218H31V217H30ZM48 218H49V217H48ZM179 218H180V217H179ZM236 218H237V217H236ZM236 218H235V219H236ZM0 219H2V218H0ZM13 219H14V218H13ZM13 219H12V220H13ZM45 219H46V218H45ZM100 219H102V218H100ZM100 219H99V220H100ZM144 219H145V218H144ZM144 219H143V220H144ZM225 219H226V218H225ZM28 220H29V219H28ZM34 220H35V219H34ZM39 220H40V219H39ZM48 220H49V219H48ZM85 220H86V218H85ZM143 220H142V221H143ZM147 220H148V219H147ZM175 220H176V219H175ZM179 220H180V219H179ZM205 220H206V219H205ZM215 220H217V219H215ZM227 220H228V219H227ZM32 221H33V220H32ZM43 221H44V219H43ZM86 221L89 222V220H86ZM95 221H96V220H95ZM103 221H104V220H103ZM144 221H145V220H144ZM229 221H230V220H229ZM246 221H247V220H246ZM252 221H253V219H252ZM252 221H251V222H252ZM255 222H256V221H255ZM1 223H2V220H1ZM70 223H71V222H70ZM78 223H80V222H78ZM84 223H85V221H84ZM149 223H150V222H149ZM149 223H148V224H149ZM258 223H259V222H258ZM15 224H16V223H15ZM40 224H41V223H40ZM67 224H68V223H67ZM72 224H73V223H72ZM82 224H83V223H81V225H82ZM88 224H89V223H88ZM140 224H141V223H140ZM142 224H143V223H142ZM184 224H185V223H184ZM233 224H234V222H233ZM237 224H238V223H237ZM49 225H50V224H49ZM86 225H87V224H86ZM92 225H93V224H92ZM189 225H190V224H189ZM215 225H216V224H215ZM225 225H226V224H225ZM246 225H247V223H246ZM251 225H252V224H251ZM37 226H38V225H37ZM98 226H99V225H98ZM260 226H261V225H260ZM24 227H25V226H24ZM41 227H42V226H41ZM41 227H40V228H41ZM65 227H66V226H65ZM72 227H73V226H72ZM84 227H85V226H84ZM100 227H101V225H100ZM154 227H153V228H154ZM183 227H184V226H183ZM236 227H237V226H236ZM18 228H19V227H18ZM21 228H22V227H21ZM62 228H63V227H62ZM78 228H79V227H78ZM94 228H95V227H94ZM96 228H97V227H96ZM114 228H115V227H114ZM119 228H121V226H120ZM244 228H245V227H244ZM249 228H250V227H249ZM259 228H260V227L258 226V229H259ZM262 228H263V227H262ZM42 229H43V227H42ZM45 229H46V228H45ZM60 229H61V228H60ZM60 229H59V230H60ZM66 229H67V228H66ZM70 229H71V228H70ZM72 229H73V228H72ZM84 229H85V228H84ZM117 229H118V226H117ZM117 229H116V230H117ZM216 229H217V228H216ZM234 229H235V228H234ZM255 229H256V227H255ZM25 230L27 231L28 229H25ZM75 230H76V228H75ZM75 230H74V231H75ZM82 230H83V229H82ZM98 230H99V229H98ZM185 230H188V229H185ZM226 230H227V229H226ZM231 230H232V229H231ZM235 230H236V229H235ZM248 230H249V229H248ZM256 230H257V229H256ZM7 231H8V230H7ZM13 231H14V230H13ZM20 231L22 232V230H20ZM62 231H63V230H62ZM70 231H71V230H70ZM154 231H155V230H154ZM154 231H153V232H154ZM214 231H216V230H214ZM240 231H241V230H240ZM18 232H19V231H18ZM23 232H24V231H23ZM34 232H35V231H34ZM72 232H73V231H72ZM76 232H77V231H76ZM99 232H101V230H100ZM112 232H113V230H112ZM212 232H213V231H212ZM250 232H251V231H250ZM256 232H257V231H256ZM260 232H261V231H260ZM8 233H9V232H8ZM25 233H26V232H25ZM28 233H29V231H28ZM28 233H27V234H28ZM69 233H70V232H69ZM86 233H87V232H86ZM110 233H111V232H109V235H110ZM157 233H158V232H157ZM157 233H156V234H157ZM222 233H223V232H222ZM231 233H232V232H231ZM245 233H246V232H245ZM257 233H258V232H257ZM263 233H264V232H263ZM263 233H262V234L260 233V235H263ZM9 234H10V233H9ZM14 234H15V233H14ZM23 234H24V233H23ZM71 234H72V233H71ZM81 234H82V233H81ZM84 234H85V233H84ZM87 234H88V233H87ZM113 234H114V232H113ZM116 234H117V233H116ZM119 234H120V233H119ZM156 234H155V235H156ZM164 234H163V235H164ZM217 234H218V233H217ZM220 234H221V233H220ZM238 234H239V233H238ZM240 234H241V233H240ZM240 234H239V235H240ZM5 235H6V233H5ZM11 235H12V232H11ZM33 235H34V234H33ZM35 235H36V234H35ZM66 235H67V234H66ZM103 235H104V234H103ZM134 235H135V234H134ZM139 235H140V234H139ZM151 235H152V234H151ZM163 235L160 234V236H163ZM166 235H165V236H166ZM213 235H214V234H213ZM224 235H225V234H224ZM255 235H256V234H255ZM40 236H41V235H40ZM84 236H85V235H84ZM87 236H88V235H87ZM210 236H211V235H210ZM221 236H222V235H221ZM249 236L252 237V233H249ZM253 236H254V234H253ZM257 236H258V235H257ZM257 236L252 237V238H254V241H255V238H256V239H257V238H260V236H258V237H257ZM263 236H264V235H263ZM20 237H21V236H20ZM26 237H27V236H26ZM34 237H36V236H34ZM34 237H33V238H34ZM37 237H39V236H37ZM82 237H83V236H82ZM102 237H103V236H102ZM175 237H174V238H175ZM213 237H214V236H213ZM216 237H217V236H216ZM216 237H215V238H216ZM245 237H246V235H245ZM21 238H23V237H21ZM29 238H32L31 235H30ZM41 238H42V237H41ZM87 238H88V237H87ZM115 238H116V237H115ZM159 238H160V237H159ZM161 238H162V237H161ZM164 238H165V237H164ZM166 238H167V237H166ZM219 238H221V237H219ZM234 238H235V237H234ZM104 239H105V238H104ZM183 239H184V240H183ZM208 239H209V237H208ZM216 239H217V238H216ZM25 240H27V239H25ZM36 240H38V239H36ZM39 240H40V239H39ZM99 240H100V239H99ZM107 240H108V239H107ZM113 240H114V238H113ZM221 240H222V238H221ZM223 240H224V239H223ZM226 240H227V239H226ZM257 240H258V239H257ZM257 240H256V241H257ZM69 241H70V239H69ZM160 241H161V239H160ZM208 241H209V240H208ZM216 241H217V240H216ZM244 241L247 242L246 240H244ZM248 241H249V240H248ZM254 241H253V242H254ZM261 241H262V240H259V242H261ZM54 242H55V241H54ZM75 242H76V241H75ZM105 242H106V240H105ZM111 242H112V241H111ZM133 242H134V241H133ZM133 242H132V243H133ZM177 242H176V243H177ZM210 242H211V241H210ZM219 242H220V241H219ZM223 242H224V241H223ZM227 242H229V241H227ZM257 242H258V241H257ZM76 243H78V242H76ZM98 243H99V242H98ZM114 243H115V242H114ZM117 243H118V242H117ZM120 243H121V242H120ZM128 243H130V242H128ZM151 243H152V242H151ZM190 243H191V242H190ZM213 243H214V242H213ZM215 243H216V245H219L218 242H215ZM248 243H249V242H248ZM99 244H100V243H99ZM220 244H221V245H222V244H225V242L222 243V241H221ZM250 244H252V242H250ZM257 244L259 245V243H257ZM262 244H263V243H262ZM262 244H261V245H262ZM110 245H112V244L110 243ZM180 245H179V246H180ZM221 245H219V246H221ZM225 245H226V244H225ZM225 245H224V246H225ZM97 246H98V245H97ZM119 246H120V245L118 244V247H119ZM176 246H177V245H176ZM184 246H185V245H184ZM222 246H223V245H222ZM226 246H227V245H226ZM233 246H234V245H233ZM82 247H83V246H82ZM86 247H87V246H86ZM112 247L114 248V247H116V246H112ZM120 247H121V246H120ZM182 247H183V246H182ZM190 247H192V246H190ZM190 247H189V248H190ZM243 247H244V246H243ZM260 247H261V246H260ZM263 247H264V246H263ZM263 247H262V249H263ZM96 248H97V247H96ZM196 248H197V247H196ZM223 248H224V247H223ZM90 249H91V248H90ZM92 249H93V248H92ZM185 249H186V247H185ZM226 249H227V248H226ZM231 249H232V248H231ZM242 249H243V248H242ZM110 250H111V248H110ZM117 250H118V249H117ZM182 250H183V249H182ZM85 251H86V250H85ZM101 251H102V250H101ZM111 251H112V250H111ZM120 251H121V249H120ZM232 251H233V249H232ZM229 252H230V251H229ZM240 252H241V251H240ZM244 252H245V251H244ZM89 253H90V252H89ZM91 253H92V252H91ZM111 254H112V253H111ZM116 254H118V253H116ZM119 254H120V253H119ZM191 254H192V252H191ZM194 254H195V253H194ZM258 254H259V253H258ZM261 254H262V253H261ZM88 255H89V254H88ZM134 255H135V254H133V256H134ZM181 255H182V254H181ZM242 255H243V254H242ZM90 256H91V255H90ZM95 256H96V255H95ZM112 256H113V255H112ZM123 256H124V255H123ZM126 256H127V255H126ZM139 256H140V255H139ZM142 256H143V254H142ZM195 256H196V255H195ZM197 256H198V255H197ZM121 257H122V256H121ZM241 257H242V256H241ZM95 258H97V257H95ZM101 258H102V257H101ZM104 258H105V257H103V259H104ZM110 258H111V257H110ZM110 258H109V259H110ZM131 258H133V257H131ZM141 258H142V257H141ZM147 258H148V257H147ZM193 258H194V257H193ZM229 258H230V257H229ZM109 259H108V260H109ZM135 259H136V258H135ZM137 259H138V258H137ZM201 259H202V258H201ZM214 259H215V258H214ZM93 260H94V259H93ZM95 260H96V259H95ZM115 260H116V259H115ZM124 260H125V259H124ZM131 260H132V259H131ZM89 261H90V260H89ZM97 261H98V260H97ZM122 261H123V259H122ZM125 261H126V260H125ZM135 261H137V260H135ZM135 261H134V262H135ZM145 261H146V260H145ZM176 261H177V260H176ZM108 262H109V261H108ZM110 262H111V261H110ZM117 262H118V261H117ZM123 262H124V261H123ZM97 263H98V262H97ZM97 263H95V264H97ZM102 263H103V262H102ZM124 263H125V262H124ZM126 263H127V262H126ZM131 263H132V262H131ZM177 263H178V262H177ZM140 264H141V263H140ZM172 264H173V263H172ZM206 264H207V263H206ZM261 264H262V263H261Z\"/></svg>",
  "mask_w": 264,
  "mask_h": 264
}]
</instances>
